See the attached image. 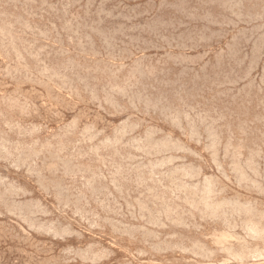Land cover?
<instances>
[{"label": "rangeland", "instance_id": "1", "mask_svg": "<svg viewBox=\"0 0 264 264\" xmlns=\"http://www.w3.org/2000/svg\"><path fill=\"white\" fill-rule=\"evenodd\" d=\"M7 1L8 0H3V1L0 0V3H1L0 4L1 5V7H0V16H1L0 20H1V22H3V23L0 22L1 23V25H0V41H1L0 42V48L2 49V50L0 49V55H1L0 56V92H1L0 93V154H1L0 159H2V157L5 155V158L3 157V159L0 160V162H1L0 163V176H2V177H0V192H2V193H0V197H1L0 198V264H24V263L25 264H56V262H57V264L58 263L59 264H98V263L99 264H112V263L113 264H125V263L126 264H142V263L143 264H158V262H159V264H186V262H187V264H195V263L196 264L197 263L198 264H219L220 262H221L220 264H222V262H224L223 264H226L225 262H227V264H228V262H230V261H232V262H230L229 264H245V263L246 264H264V238H263L264 237V219H263L264 218V177H263L264 176V172H263L264 171V129H263L264 128V116H263L264 115V113H263L264 112V108L263 109L261 108V106L264 107V94H263L264 93V21H263L264 20V18H263L264 17V0H260V1L259 0L258 1L257 0H245V1L244 0H242V1L241 0H229V2H228V0H225V1L218 0L219 2H217V0H148V1L147 0H138V1L137 0H105V1L104 0H99V1L98 0H95V1L94 0H80V1L79 0H76V1L72 0V3H71V0L70 1L69 0H53V1H51V0H43V1L40 0V1L44 2V3L41 2V4H40L39 0H12L13 2L11 0L8 1V2ZM23 1H24L25 4L23 3ZM58 1H59L60 4H58ZM109 1H111V2H109ZM113 1L115 3H113ZM14 2H15V4H14ZM98 2H100V3H98ZM103 2L105 4V6H104ZM143 2H147L148 5L146 3L144 4ZM80 3H82V4H80ZM86 3H88L89 5L86 4ZM156 3L157 4L159 3L158 4L159 6ZM177 3L179 4V6H178ZM30 4H32V6ZM77 4L78 5L80 4L79 7H78ZM100 4H102V5L100 6ZM6 5H7V7H6ZM9 5L12 8L8 9L10 7ZM58 5L60 7H58ZM106 5H108V7ZM120 5H122V6L120 7ZM124 5L126 6L127 10L125 9ZM96 6H97V8H96ZM147 6H148V8H147ZM25 7H28V8H25ZM31 7L33 9L34 8H36V9L33 10ZM99 7H100L102 12L100 11ZM131 7H133V8H131ZM14 8L15 9L17 8V9L15 10ZM50 8H51V10H50ZM89 8H91V9H89ZM95 8H96V11H95ZM119 8H121V9H119ZM149 8H151V9H149ZM184 8L186 9V11L184 10ZM23 9H24V12H23ZM43 9H45V10H43ZM86 9H87V11H90V12H87ZM120 10H121V12H120ZM81 11H83V12H81ZM7 12H8L9 15L7 14ZM56 12H58V13H56ZM63 12H66V14L63 13ZM109 12H110V14H109ZM144 12H147V13H144ZM211 12H212V14H211ZM44 13H45V15H44ZM61 13H62V16H60ZM84 14H85L86 17L84 16ZM114 14H116V15H114ZM259 14H260V16H259ZM42 15L45 18L42 17ZM78 15L80 17H78ZM101 15H103V17ZM148 15H150V16H148ZM163 15H166V16H163ZM118 16L120 18H122V19H120ZM124 16H125V18H124ZM155 16L156 17L158 16V18H156ZM249 16L252 17V18H249ZM20 17H21V19H19ZM51 17H54V18H51ZM76 17H77V19H76ZM97 17H99V18H97ZM115 17H117V18H115ZM6 18H7V21H6ZM17 18L19 20H17ZM82 18H83V20H82ZM123 18L125 19L124 21H123ZM134 18H135V20H133ZM9 19H10V21H9ZM148 19L150 20V22H149ZM59 20L62 23H60ZM99 20L100 21L102 20V21L100 22ZM120 20L123 21L124 23L122 24V22ZM217 20H219V21H217ZM5 21H6V25L4 24ZM76 21L80 25H82V24L83 25L80 26ZM91 21H93V23ZM136 21H137V23H136ZM255 21H257V22H255ZM8 22H10V23L12 22V24H10ZM14 22H15L16 26H13ZM25 22L28 23V24H26ZM115 22L118 23V24H116ZM120 22H121V24L119 25ZM100 23H101V25H100ZM148 23L150 25H148ZM155 23H156V25H155ZM174 23H175V25H174ZM182 23H183V25H182ZM7 24H9V25H7ZM29 24H31L30 27H29ZM50 24H52V26ZM164 24H165V26H164ZM19 25H21V26H19ZM46 25L49 28L47 27V29H46ZM64 25H66V26H64ZM69 25L71 27H69ZM87 25H89V27ZM90 25H92L91 29H89ZM115 25H118L119 27L115 26ZM195 25H196V27H195ZM4 26H6L7 28L6 27L5 28H1V27H4ZM8 26H9V29H8ZM76 26H77V28H76ZM103 26H105V27H103ZM120 26H122V28ZM123 27H125V28H123ZM141 27H142V29H141ZM60 28H65V29H60ZM160 28H161V30H160ZM2 29L3 30L6 29V32L4 31V33H3ZM145 29H146V31H145ZM7 30H8V32H7ZM14 30L16 32L18 31L19 34H18V32L16 33ZM29 30H30V32H29ZM32 30H33V32H32ZM141 30L146 35H144V33ZM75 31H77V33ZM87 31H89V32H87ZM102 31L104 33H101ZM119 31H120V33H119ZM13 32H15L16 34L13 33ZM31 32L33 33V35H32ZM56 32L58 34H56ZM68 32H69V34H68ZM111 32H113V33H111ZM151 32H152V34H151ZM7 33L9 34L8 37H7ZM23 33L26 34V35L23 36ZM47 33L49 35H47ZM89 33L91 35H89ZM149 33H150L151 36L149 35ZM66 34H67V36L68 35L69 36L67 37ZM156 34H157V36H156ZM2 35H4L6 38L3 37ZM31 35L33 36V38H32ZM62 35H64V36L62 37ZM71 35H73V36H71ZM77 35H78V37H77ZM114 35L115 36L116 35L119 36V38L117 36L115 37ZM137 35H139V36H137ZM37 36L39 38H37ZM55 36H57V37H55ZM74 36H76V37H74ZM101 36H103V37H101ZM27 37H28V39H27ZM49 37L52 38V39H50ZM121 37L123 38V40H122ZM2 38L3 39L5 38L4 41H3ZM13 38H15L16 40L13 39ZM62 38H64V39H62ZM86 38H88V39H86ZM102 38H104V39H102ZM116 38H117V40H116ZM136 38H137V40H136ZM160 38H162L164 40H162ZM48 39H49V41H48ZM142 39L145 40V42ZM158 39H160V40H158ZM12 40H14V41L12 42ZM38 40H39V42H38ZM77 40H78V42H77ZM114 40L117 42V44H116V42ZM2 41L5 42V43H3ZM21 41H23V42H21ZM71 41H73V42H71ZM152 41L155 44H153ZM201 41H202V43H201ZM11 42H12V44H11ZM31 42H33V43H31ZM14 43H15V45H14ZM67 43H71V44H67ZM133 43H134V45H133ZM156 43L158 44V46H157ZM27 44L30 46V49H28L29 46ZM92 44H94L95 47ZM144 44H146V45H144ZM177 44H178V46H177ZM65 45H66V47H65ZM80 45H81V47H80ZM115 45H116V47H115ZM139 45L141 46L140 49H139V47H140ZM20 46H21V48H20ZM181 46H183V47H181ZM184 46H186V47H184ZM16 47H17L18 50L16 49ZM36 47L37 48L39 47V48L37 49ZM132 47H135V48H132ZM224 47L226 49H224ZM13 48H15V49H13ZM44 48L45 49L47 48L48 50L46 49L47 51H45ZM85 48H87V49H85ZM103 48H105V49H103ZM151 48L152 49L154 48V50H151ZM3 49L5 50V52H4ZM92 49L95 52L94 51L91 52ZM96 49H97V51H96ZM109 49L114 55L112 53H110ZM40 50H42L43 52L40 51ZM71 50L72 51L75 50L76 52L72 53ZM6 51H7V53H6ZM25 51H29V52H25ZM32 51H34V52H32ZM58 51H60L59 52L60 55H59ZM79 51L80 52H85V53L87 51V53H89V55L87 53L86 54L85 53L82 54ZM98 51L100 53L102 52L101 53L102 55L100 54V56H99V52ZM62 52H64L65 54L67 53V54L64 55V53L62 54ZM18 53H22V54H18ZM92 53H94V54H92ZM97 53H98V56H96ZM115 53H117V54H115ZM202 53H203V55H202ZM16 54H18L17 55L18 57L15 56ZM41 54H43V55L40 56ZM110 54H112V55H110ZM119 54L121 55V57L119 56ZM181 54H182V56H181ZM7 55H8L9 58L7 57ZM9 55H11V56H9ZM32 55L33 56L36 55V56L33 57ZM48 55H50V56L47 57ZM91 55L93 57H91ZM107 56H109V57H107ZM122 56H123V58H122ZM30 57H31V59H30ZM54 57H56V58H54ZM118 57H119V59H118ZM151 57H152V59L154 58L153 61H152ZM163 57H165L166 59L163 58ZM172 57H174V58H172ZM17 58H19V59L22 58L21 59L22 61L18 60ZM96 58L99 59V60H97ZM16 59L18 61H20V62H18ZM26 59L28 61L27 64H26V61H25ZM32 59H34V60L32 61ZM36 59H38L37 62H35ZM55 59H57V60H55ZM121 59H122V62H121ZM159 59H162V60H159ZM23 60L25 62H23ZM108 60H110V61H108ZM4 61H5L6 64L4 63ZM113 61H115V62H113ZM54 62H56V63H54ZM58 62H59V64H57ZM94 62H96V63H94ZM7 64L9 65V67H8ZM132 64H134L135 66L132 65ZM164 64H165V66H163ZM214 64L217 66V68H216V66ZM224 64H225L226 67L224 66ZM12 65H13V67H12ZM41 65H43V66H41ZM97 65H101L102 67L103 66L104 67L102 68L101 66H97ZM172 65H173V67H172ZM26 66L28 67L27 68L28 70L26 68H24ZM44 66H46V68ZM56 66H58L59 68L56 67ZM78 66H80V67H78ZM63 67H65V68H63ZM81 67H82L84 72L86 71L85 72L86 74L85 73H81V72H83ZM83 67H86V68H83ZM91 67H93V68L95 67L94 71H93V69H91ZM125 67H128V68H125ZM167 67H169V68H167ZM62 68L65 69V70L63 71ZM183 68H186V69H183ZM258 68H260V69H258ZM51 69L53 70L52 71L53 73L52 72L49 73L51 71ZM96 69H97V71H96ZM190 69H192V70H190ZM7 70L9 72L6 73ZM44 70L45 71L48 70V71L45 72ZM153 70H154V72H153ZM11 71H13V72H11ZM70 71H73V72L71 73ZM79 71H81L80 72L81 74L78 73ZM98 71H101V72L98 73ZM102 71H103V73H102ZM106 71H108V72H106ZM158 71H159V73H158ZM170 71H171V73H170ZM180 71H181V73H180ZM96 72H97V74H96ZM46 73H47V75H46ZM105 73H106L107 76L105 75ZM60 74H62V75H60ZM124 74H125V77H124ZM240 74H241V76H240ZM5 75H8V76H5ZM51 75L52 76H56V77H52ZM59 75L62 76V77L60 78ZM66 75H68L69 77L66 76ZM85 75L87 76V78H85L86 77ZM160 75H162V76H160ZM23 76H25V77H23ZM27 77H28V79H27ZM89 77L92 78L91 79L92 81L90 80ZM121 77H123V78H121ZM63 78H65V79H63ZM161 78L164 79V80H162ZM206 78H208V79H206ZM257 78H258V80H257ZM61 79H62V81H61ZM222 80H225V82L222 81ZM121 81H122V83H121ZM240 81H242V82H240ZM61 82H63L64 84L66 83V85H63ZM98 82H101V83H98ZM117 82H119V83H117ZM173 82H174V85H173ZM217 82H220V83H217ZM73 83L75 85H73ZM151 83H152V85H151ZM153 83L155 84L156 88H158V89L155 88ZM177 83H178V85H177ZM205 83L206 84L208 83V84L206 85ZM161 84H163V85H161ZM236 84H238V85H236ZM243 84H245V85H243ZM89 85H91V86H89ZM157 85H159V87ZM220 86H221V88H220ZM238 86H239V88H237ZM90 87H91V89H90ZM167 87H168V89H167ZM208 87H209L210 90L208 89ZM179 88H181V90ZM51 89H52V91H51ZM85 89H86V91H85ZM202 89H203V91H202ZM214 89H215V93L216 94L214 93ZM246 89H247V91H246ZM55 90L56 91L58 90L59 92H56ZM65 90H67V91H65ZM93 92L95 94H93ZM167 92H169V94ZM178 92H180V93H178ZM222 92H224V93H222ZM226 92H227V94H226ZM10 93H12V94H10ZM257 93H259L260 97L257 95ZM6 94H8V95H6ZM230 94H231V96H229ZM212 95H214V96H212ZM241 95H243V96H241ZM1 96L2 97L4 96V97L2 98ZM180 96H181V98H180ZM209 96H211V97H209ZM191 97H193V98H191ZM244 97H246V98H244ZM254 97H255V99H253ZM258 97H259V99H258ZM55 98H58V99H55ZM157 98H158V101H157ZM229 98H230V100H229ZM197 99L198 100L200 99V101H198ZM227 99H228V101H227ZM252 99L256 100V101H253ZM7 100H9V101H7ZM11 100H12V102H11ZM192 100H194V102ZM245 100H247V101H245ZM220 101H221V103H220ZM229 101H230V103H229ZM26 102H27L29 108H28ZM197 102H198V104H197ZM210 102H212L213 104L210 103ZM223 102H224V104H222ZM32 103H33V105H32ZM92 103H94L95 105L92 104ZM255 103H258V104L256 105ZM180 104H182V105H180ZM192 104H193V106H192ZM246 104H248V105H246ZM251 104H252V107H251ZM254 104L256 106H254ZM23 105H24V108H23ZM232 105H234V106H232ZM97 106H98V108H97ZM143 106H144V108H143ZM201 106H202L203 110H202ZM206 106H208V108H210V109H208ZM240 106H241V108H240ZM148 107H150V108H148ZM171 107H173V108H171ZM237 107L239 109H237ZM250 107L253 108V109L256 107V109H254L256 111H254ZM102 108L105 109V110L103 111ZM128 108L130 109V111H129ZM234 108H236L235 109L236 111H234ZM26 109H27V111H26ZM86 109H88V110H86ZM98 109H100L101 111L98 110ZM171 109H172V111H171ZM222 109H224V110H222ZM250 109H251V112L249 113ZM260 109H262V110H260ZM88 111H91V113L90 112L88 113ZM227 111L228 112L230 111V112L228 113ZM252 112H254V113H252ZM260 113H263V115L260 114ZM239 115H240V117H239ZM89 116H91V117H89ZM133 116H134V118H133ZM94 117H96V118H94ZM142 117H143V119H142ZM213 117H215V119ZM235 117H236L237 120L235 119ZM259 118H260V120H259ZM39 119H41V120H39ZM170 119H173V120H170ZM249 119H251L253 121H251ZM144 120L147 121V122H145ZM152 120H154V121H152ZM182 120L183 121L185 120V121L183 122ZM187 120H189V121H187ZM228 120H229V122H228ZM248 121H251V122H248ZM68 122H71V123H68ZM232 123H234V124H232ZM84 124H87V125H84ZM94 124H96V125H94ZM10 125H11V127H10ZM256 125H257V127H256ZM12 126H14V128ZM29 127L32 129V131H31V129ZM96 127L98 128L97 130H96ZM115 127H117V128H115ZM231 127L232 128L234 127L235 129L234 128L232 129ZM11 128H13V129H11ZM147 128H148V130H146ZM151 128H152V130H151ZM253 128H254V130H252ZM260 128H262V129H260ZM19 129H20V131H19ZM103 129H104V131H103ZM175 129H176V132L173 131ZM220 129H221V131H220ZM86 130H87V132H86ZM97 131H99V132H97ZM186 131H188V132H186ZM34 132H36V133H34ZM129 132H130V134H129ZM27 133H29V135H27ZM133 133H135V134H133ZM157 135H158V137H157ZM133 136H135V137H133ZM140 136H142V137H140ZM162 136H164V137L161 140ZM245 137H246V139H245ZM252 137H253V139H256V140L252 139V142H251L250 139ZM256 137H258V138H256ZM155 138L158 139V140H156ZM225 138H227V139H225ZM38 139H39L40 142L38 141ZM55 139H57V140H55ZM102 139H104V140H102ZM233 139H234L235 142L233 141ZM106 140H107V142H106ZM118 140H120V141H118ZM127 140H129V141H127ZM2 141H3V143H2ZM48 141H49V143H48ZM70 141H71V143H69ZM161 141L164 142V143H162ZM172 141L174 142V144H173ZM176 141L177 142L180 141L181 143L180 142L177 143ZM259 141H261V142H259ZM5 143H6V145H5ZM11 143H13V145ZM45 143H46V147H45ZM79 143H80V145H79ZM129 143H131L133 146L131 144H129ZM183 143H184V145H183ZM253 143H255V144H253ZM17 144H20V145L18 146ZM50 144H52L54 147H51L52 145H50ZM62 144H63V146H62ZM77 144H78L79 147L77 146ZM107 144H108V146L110 145V147H108ZM111 144H112V146H111ZM139 144H140V146H139ZM146 144H147V146H146ZM14 145H16L17 147L14 146ZM57 145H58V147H57ZM60 145L62 147H60ZM10 146H12V147H10ZM47 146L49 148H51L52 150L49 149ZM64 146L67 149L66 151H65V148H63ZM96 146H97V148H96ZM186 146H187V148H186ZM19 147H20V149H22V148L23 149L20 150ZM33 147L35 149H33ZM105 147L107 148V150H105ZM117 147H119V148L122 147V148L119 149ZM246 147H248V148H246ZM250 147H252V148H250ZM255 147H257V148H255ZM109 148H111V149L109 150ZM136 148H137V151H136ZM6 149H9V151L11 153L9 151L7 153ZM39 149H41V151ZM82 149L83 150L85 149V150L83 151ZM92 149H93V151H92ZM118 149H119V151H118ZM252 149H254V150H252ZM138 150H140V151H138ZM158 150H159V152H157ZM258 150H259L260 154L258 153ZM48 151L49 152L51 151V152L49 153ZM67 151H69V152H67ZM80 151H81V153H78ZM88 151H90V152H88ZM96 151H98V152H96ZM132 151H134V152H132ZM256 151H257L258 155L255 154ZM60 152H61V154H59ZM241 152H243V153H241ZM251 152H252V154H251ZM17 153H19V154H17ZM27 153H29L31 155H29ZM125 153H126V155H125ZM127 153H129V154L127 155ZM98 154H99V157H98ZM112 154H113V156H111ZM140 154L143 155V156H141ZM70 155H71L72 158L70 157ZM129 155H134V156H129ZM164 155H165V157H164ZM182 155H183L184 158L182 157ZM251 155H252V157H254L253 159H252V157H250ZM11 156H13V157H11ZM40 156H41V158H40ZM156 156L158 158H156ZM127 157H130V159H128ZM188 157L190 158V161H189ZM10 158H12V159H10ZM44 158L47 159V160H45ZM53 158H54V160H53ZM56 158H58L60 160H58ZM102 158H104V159H102ZM115 158H116V161H115ZM124 158H125V160H124ZM126 158H127V160H126ZM4 159H6L5 163H4ZM25 159H26V161H25ZM33 159H34L35 163H34ZM39 159H41V160H39ZM78 159H79V161H77ZM149 159H151V160H149ZM153 159H155L156 161L153 160ZM260 159H262L263 161L260 160ZM23 160H24V162H22ZM96 160H98V161L96 162ZM99 160L101 161V163L99 162ZM224 160H225V162H224ZM250 160H251V162H250ZM30 161H32V162H30ZM62 161H65L67 164L65 162H62ZM215 161H216V163H215ZM14 162H15V164H14ZM61 162H62V164H61ZM223 162H224L225 166H224ZM50 163L53 164V165H51ZM125 163H127V165ZM131 163H132V165H131ZM16 164H17V166H16ZM25 164H26V166H25ZM82 164H83V166H82ZM116 164H118V165H116ZM165 164L166 165L168 164V165L166 166ZM9 165L14 166V167L12 168ZM43 165H45V166H43ZM123 165H124V167H123ZM218 165H220V166H218ZM58 166L61 169H59ZM62 166H63V168H62ZM120 166H121V169H120ZM125 166H127V167H125ZM17 167H18V169H17ZM34 167L35 168L38 167V168L33 169ZM73 167L75 169L77 168L79 170H75ZM105 167H109V168H105ZM111 167H113V170L111 169ZM151 167L153 169H151ZM262 167H263V169H262ZM85 168H86V170H85ZM196 168H198V169H196ZM5 169H7V170H5ZM57 169L61 170V172H63V173H61L59 170H58L59 171L58 172ZM66 169L68 170V172H67ZM73 169H74V171H73ZM93 169L95 170L94 172H93ZM144 169H146V170H144ZM54 170H56V171H54ZM97 170H99V171H97ZM137 170H138V172H135ZM44 171H46V172H44ZM52 171L55 172V174ZM201 171H202V173H201ZM204 171H205V174H204ZM238 171H240V172H238ZM260 171H261V173H260ZM66 172L68 174H65ZM88 172H89V174H87ZM129 172H134L133 173L134 175L132 173H129ZM187 172H188V174H187ZM28 174H29V176H28ZM171 174H173V177H172ZM242 174H243V176H242ZM244 174H245V177H244ZM33 175H34V177H33ZM51 175H53V176L55 175L54 178L57 175L58 176L55 179H53V176H51ZM80 175H82V176H80ZM192 175H193V179H192ZM198 175H200V176H198ZM213 175L216 176V177H214ZM3 176L6 177V180H5V178ZM45 176H47V178ZM74 176H76L77 178L74 177ZM114 176H116V177L114 178ZM167 176H168V178H167ZM169 176H170V178H169ZM186 176H188V178ZM67 177H68V179H67ZM50 178H52L51 180L55 181L56 184H54V182L52 183ZM180 178H182V179H180ZM204 178H206L205 179L206 181H204ZM46 179H47V181L48 180L49 181L47 182ZM79 179H81L82 181L84 179H86V181L84 180L82 182ZM195 179H196V181H195ZM246 179H249V180H246ZM228 180L232 181V182L230 183ZM256 180L259 181V182H257ZM65 181H66V183H65ZM67 181H68V183H67ZM142 181H144L145 183L143 182L142 186L139 187L138 185H141ZM193 181L196 182V183H198V182L199 183L196 184ZM90 182H91V184H89ZM96 182H98V183H96ZM108 182H109V184H108ZM174 182H175V184H173ZM240 182H241V184H239ZM253 182H255V183H253ZM101 183H102V185H101ZM136 183H138V184H136ZM159 183H161V184H159ZM218 183H220V184H218ZM236 183H237L238 186L236 185ZM88 184H89V186H88ZM103 184H105V185H103ZM112 184H115V186L112 185ZM148 184H149V187H148ZM171 184H173V185H171ZM188 184L189 185L191 184V185L189 186ZM208 184H210L212 186L211 189H209L210 185L208 186ZM232 184H235V185H232ZM37 185H39V186H37ZM108 185H110V186L108 187ZM134 185H137L139 189L137 188V186H134ZM175 185L177 187H175ZM182 185H184V186H182ZM199 185H201V187ZM213 185H215L217 187V189ZM247 185H249L248 188H247ZM51 186L52 187L54 186V187L52 188ZM68 186H70V187H68ZM123 186H125L126 188L123 187ZM157 186H159V187H157ZM160 186H161V189H160ZM185 186H188V187H185ZM194 186H196V187H194ZM87 187L88 188L90 187L91 189H88ZM115 187H116L117 190L115 189ZM135 187L138 190L135 189ZM2 188H4V190H2ZM99 188H101V189H99ZM108 188L110 189V191L113 194L111 192H109ZM128 188L131 189V190H129ZM141 188H143V189H141ZM214 188H215V193H214V196H213V195H211V193L213 194ZM222 188H223L224 191L221 190ZM249 188H251V190ZM74 189H76V190H74ZM179 189H181V191ZM182 189H184V190H182ZM199 189H200L201 195H200L199 191H196V190H199ZM22 190H24L26 192H24ZM70 190H72V191H70ZM144 190H146L148 193L145 192ZM172 190H173V192H171ZM201 190H203L205 193L203 191H201ZM206 190H208V191H206ZM81 191L82 192L86 191L88 194L86 192L82 193ZM129 191H131V192L129 193ZM132 191L134 193H132ZM43 192H45V193H43ZM117 192H119V193H117ZM123 192L125 193V195H124ZM140 192H141V194H140ZM196 192L198 193V195H197ZM223 192H224V194H223ZM156 193H157V196L160 198V200H159L158 197H156ZM207 193H208V195H207ZM73 194H74V197H72ZM174 194H175V196H174ZM188 194H190V195H188ZM150 195H151V199L148 197ZM152 195H153V197H152ZM54 196L56 197V199H55ZM127 196L129 197V201H128ZM142 196H143V198H142L143 201L141 200ZM189 196H190V198H186V197H189ZM207 196H209V197H207ZM212 196H213L214 199L215 198L216 199L214 200L212 198ZM37 197H39V198H37ZM137 197H140V198H137ZM6 198H7V200H6ZM13 198H14V200H13ZM110 198H111V200H110ZM92 199H94V200H92ZM138 199H139V202H138ZM144 199L146 201H144ZM148 199H150V200H148ZM177 199L181 200V202L178 201ZM35 200H37V201H35ZM231 200H233V202H231ZM74 201H76V202H74ZM92 201H94V202L92 203ZM101 201H102V203H101ZM157 201H158V203L160 202L161 205L157 204ZM162 201H164V202H162ZM186 201H188V203ZM224 201H225V203H224ZM235 201H237L238 203L237 202L235 203ZM250 201H252V202H250ZM148 202H150L151 205ZM9 203H10V205H9ZM131 203L133 205H131ZM216 204L218 205V207H217ZM225 204H226L227 208H225L226 206L223 207ZM228 204H230L231 206L228 205ZM90 205L91 206L93 205V206L91 207ZM114 205H115V207H114ZM129 205H130V207H128ZM149 205H150V207H149ZM164 205H165L166 208L164 207ZM176 205H177V207H176ZM196 205L199 206V207H197ZM202 205H205V207L202 206ZM239 205H240V207H239ZM248 205L252 206V208L248 207ZM168 206H170V207H168ZM187 206L188 207L190 206V207L188 208ZM192 206L193 207L196 206V207L193 208ZM220 206H221V208H220ZM233 206H235L236 208L233 207ZM146 207H147V209H146ZM171 207H172V210H171ZM208 207H210V208H208ZM244 207L246 209H248V210L246 211V209ZM60 208H61V211H60ZM141 208H143V209L141 210ZM176 208H177V212L175 211ZM191 208H192V210H191ZM253 208H255V209H253ZM3 209H5V210H3ZM64 209H65V211H64ZM71 209H72V211H71ZM135 209H137V210H135ZM200 209H201V211H200ZM224 209H227V210H224ZM217 210H218L219 213L217 212ZM230 210H234V211H230ZM241 210H244V211H241ZM252 210H253V213H252ZM255 210L258 211V212H256ZM142 211L145 212V213H142ZM198 211H199V213H198ZM214 211H215V213H214ZM55 212H57V213H55ZM61 212H63V213H61ZM155 212H157V213L155 214ZM163 212H165V213H163ZM172 212L173 213L176 212L177 214H179V217L177 216L176 213L174 215ZM201 212H203L202 215L200 214ZM260 212L262 213L263 217H262ZM53 213H55V214L52 217ZM130 213H132V214H130ZM170 213H171V215H169ZM196 213L199 214V215H197ZM66 214L69 215V216H67ZM93 214H94V216H93ZM183 214H184V216H183ZM186 214L188 216H186ZM192 214H193V216H192ZM224 214H225V216H224ZM62 215H63V217H62ZM133 215L135 217H133ZM213 215H215V216H213ZM221 215H223V216H221ZM226 215H227V217H226ZM37 216H38V218H37ZM119 216H121L122 218L119 217ZM125 216H126V218H125ZM159 216H160V218H158ZM171 216H172V218H171ZM231 216H232V218H231ZM147 217H149V220L147 219ZM152 217H155V218H152ZM188 217H190V218H188ZM204 217H205V219H204ZM224 217L227 218V219L225 220ZM96 218H98L99 220L96 219ZM132 218H133V220H132ZM208 218H210V219H208ZM213 218H214V220H213ZM240 218H242V219L240 220ZM49 219H51V220H49ZM65 219H67V220H65ZM71 219L72 220L76 219V220L72 221ZM81 219H83V222L85 224L82 222ZM130 219H131V222H130ZM156 219H157V221H156ZM175 219H177V220H175ZM192 219H194V220H192ZM147 220H148L149 223L147 222ZM65 221H66V223H65ZM101 221H102V223H101ZM166 221H168V222H166ZM177 221H180V223L178 222L179 225H178V223L177 224L175 223ZM229 221H231V222H229ZM241 221H242V223H240ZM96 222H98V223H96ZM155 222H156V224H155ZM194 222H196V223H194ZM243 222H245V223H243ZM86 223H88V224H86ZM226 223H228V224H226ZM247 223H248V225H247ZM250 223L252 224V227H251ZM254 223L255 224L258 223L257 224V225H259L258 228H257V225H255ZM131 224H132V226H131ZM172 224L175 227L176 226L177 227L174 228V226ZM186 224H188V226L189 225L190 226L188 227ZM72 225H73V228L71 227ZM86 225H88V227ZM102 225L104 227H101ZM121 225L124 228L121 227ZM193 225L195 226V228H194ZM198 225H200V226H198ZM254 225H255V227H254ZM81 226H83V227H81ZM113 226H114V228H113ZM125 226H126V228H125ZM145 227H146V229H145ZM187 227L189 228V230H188ZM138 228H141V229H138ZM224 228H226V229H224ZM30 229H31V231H30ZM19 230H20L21 233L19 232ZM114 230H115V232H114ZM146 230H148V231L146 232ZM150 230H152V232ZM229 230H231V231H229ZM32 231H34V232H32ZM170 231H172V232H170ZM225 231H227V232H225ZM256 231H258L259 233L256 232ZM18 232H19V236L17 238L16 236L18 235ZM49 232H50V234H49ZM236 232H238V233H236ZM24 233H25V235H24ZM27 233H29L30 235L27 234ZM151 233H152V235H150ZM159 233H161V234H159ZM251 233H252V235H251ZM21 234H22V236H21ZM105 234H106V236H105ZM235 234H236V236H235ZM144 235L145 236L147 235V236L145 237ZM171 235H173V236H171ZM238 235H241V236H238ZM248 235H249V237H248ZM166 236H168V237H166ZM242 236H244V237H242ZM165 237H166V239H165ZM239 237H242V238H239ZM254 237H256V238L253 239ZM23 238H25L27 240H24ZM117 238H119V239H117ZM182 238H183V240H182ZM68 239H70V240H68ZM164 239L166 240V242H165ZM233 239H238V240H233ZM84 241H85V243H84ZM141 241L142 242L145 241V242L142 243ZM167 243L169 245H171V246H169ZM199 243L201 244V247L204 246V248L199 247L200 245H197ZM87 244H89V245H87ZM102 245H103V247H102ZM112 245H113V247H111ZM163 245H165V246L163 247ZM195 245H197V246H195ZM222 245H223V248H222ZM119 246H121L122 248L119 247ZM155 246H157V247H155ZM246 246H247V248H246ZM141 247H142V249H141ZM225 247H227V248H225ZM94 248H95V250H94ZM97 248L99 250L96 251ZM138 248H139V250H138ZM158 248H160L161 250L160 249L158 250ZM195 248H196V250H195ZM208 248H209L210 251L209 250L208 251L207 250L204 251L205 249H208ZM228 249H230V250H228ZM252 249H253L254 252H256L257 250L259 252L257 251L258 253L257 252L254 253L252 251ZM201 250H202V254H201ZM212 250H213V252H212ZM233 250H234L235 253L233 252ZM242 250H244V251H242ZM63 251H64V253H63ZM225 251H226V253H225ZM237 251H239V253H241V254H239ZM245 251H247V252H245ZM71 252H72V254H71ZM157 252H159V253H157ZM187 252L189 253V255H188ZM231 252H233V253H231ZM31 253H32V256H31ZM44 253H47V254L44 255ZM149 253H151V254H149ZM252 253H254L255 256ZM242 254L244 256H242ZM245 254H246V257H245ZM52 255H54V257ZM77 255H79V257ZM110 255H111V257H110ZM236 255H238V256L236 257ZM262 255H263V257H262ZM60 256H62V257H60ZM137 256H139L140 258L137 257ZM208 256L211 257V260H209L210 258H208ZM7 257H9L10 259L7 258ZM199 257H200V259H199ZM242 257H244L245 259L242 258ZM258 257H260V258H258ZM39 258H41V259H39ZM235 258H237V259L241 258V259L240 260L236 259L237 260L236 261ZM179 259H181V260H179ZM225 259H226V261H225ZM256 259H258V260H256ZM52 260H53V262H52ZM168 260H170V261H168ZM195 260H196V262H195ZM241 261H244V262H241Z\"/></svg>", "mask_w": 264, "mask_h": 264}, {"label": "bare ground", "instance_id": "2", "mask_svg": "<svg viewBox=\"0 0 264 264\" xmlns=\"http://www.w3.org/2000/svg\"><path fill=\"white\" fill-rule=\"evenodd\" d=\"M1 1H3V0H1ZM8 1H10V0H8ZM8 1H7V2H8ZM11 1H12V0H11ZM39 1H40V0H39ZM42 1H43V0H42ZM42 1H40V4H41ZM51 1H53V0H51ZM69 1H70V0H69ZM69 1H68V2H69ZM74 1H76V0H74ZM79 1H80V0H79ZM94 1H95V0H94ZM98 1H99V0H98ZM104 1H105V0H104ZM137 1H138V0H137ZM147 1H148V0H147ZM221 1H222V0H221ZM223 1H225V0H223ZM241 1H242V0H241ZM241 1H240V2H241ZM244 1H245V0H244ZM257 1H258V0H257ZM259 1H260V0H259ZM12 2H13V1H12ZM49 2H50V1H49ZM81 2H82V1H81ZM109 2H111V1H109ZM119 2H120V1H119ZM128 2H129V1H128ZM155 2H156V1H155ZM167 2H168V1H167ZM209 2H210V1H209ZM213 2H214V1H213ZM217 2H219V1L217 0ZM228 2H229V0H228ZM234 2H235V1H234ZM5 3H6V2H5ZM10 3H11V2H10ZM23 3H24V1H23ZM42 3H44V2H42ZM71 3H72V0H71ZM84 3H85V2H84ZM98 3H100V2H98ZM106 3H107V2H106ZM113 3H115V2L113 1ZM113 3H112V4H113ZM122 3H123V2H122ZM143 3H144V4H145V3L147 4V2H143ZM224 3H225V2H224ZM232 3H233V2H232ZM249 3H250V2H249ZM0 4H1V3H0ZM14 4H15V2H14ZM24 4H25V3H24ZM33 4H34V3H33ZM58 4H60L59 1H58ZM80 4H82V3H80ZM80 4H79V5H80ZM86 4H88V3H86ZM103 4H104V2H103ZM144 4H143V5H144ZM156 4H157V3H156ZM158 4H159V3H158ZM158 4H157V5H158ZM165 4H166V3H165ZM177 4H178V3H177ZM202 4H203V3H202ZM212 4H213V3H212ZM4 5H5V4H4ZM7 5H8V4H7ZM7 5H6V7H7ZM18 5H19V4H18ZM30 5L32 6V4H30ZM44 5H45V4H44ZM44 5H43V6H44ZM54 5H55V4H54ZM62 5H63V4H62ZM65 5H66V4H65ZM65 5H64V6H65ZM74 5H75V4H74ZM77 5H78V4H77ZM79 5H78V7H79ZM88 5H89V4H88ZM101 5H102V4H100V6H101ZM118 5H119V4H118ZM126 5H127V4H126ZM147 5H148V4H147ZM166 5H167V4H166ZM214 5H215V4H214ZM226 5H227V4H226ZM255 5H256V4H255ZM9 6H10V5H9ZM19 6H20V5H19ZM22 6H23V5H22ZM72 6H73V5H72ZM75 6H76V5H75ZM104 6H105V4H104ZM106 6L108 7V5H106ZM121 6H122V5H120V7H121ZM124 6H125V5H124ZM128 6H129V5H128ZM132 6H133V5H132ZM141 6H142V5H141ZM158 6H159V5H158ZM178 6H179V4H178ZM182 6H183V5H182ZM187 6H188V5H187ZM0 7H1V5H0ZM14 7H15V6H14ZM16 7H17V6H16ZM40 7H41V6H40ZM45 7H46V6H45ZM49 7H50V6H49ZM56 7H57V6H56ZM58 7H60V6L58 5ZM69 7H70V6H69ZM76 7H77V6H76ZM83 7H84V6H83ZM86 7H87V6H86ZM90 7H91V6H90ZM136 7H137V6H136ZM143 7H144V6H143ZM238 7H239V6H238ZM10 8H12V7L10 6L8 9H10ZM20 8H21V7H20ZM25 8H28V7H25ZM31 8H32V7H31ZM96 8H97V6H96ZM96 8H95V11H96ZM101 8H102V7H101ZM129 8H130V7H129ZM131 8H133V7H131ZM139 8H140V7H139ZM147 8H148V6H147ZM151 8H152V7H151ZM151 8H149V9H151ZM154 8H155V7H154ZM156 8H157V7H156ZM164 8H165V7H164ZM174 8H175V7H174ZM231 8H232V7H231ZM234 8H235V7H234ZM242 8H243V7H242ZM14 9H15V8H14ZM16 9H17V8H16ZM16 9H15V10H16ZM32 9H33V8H32ZM34 9H36V8H34ZM34 9H33V10H34ZM55 9H56V8H55ZM67 9H68V8H67ZM74 9H75V8H74ZM77 9H78V8H77ZM89 9H91V8H89ZM93 9H94V8H93ZM99 9H100V7H99ZM107 9H108V8H107ZM109 9H110V8H109ZM117 9H118V8H117ZM119 9H121V8H119ZM125 9L127 10L126 6H125ZM136 9H137V8H136ZM136 9H135V10H136ZM159 9H160V8H159ZM159 9H158V10H159ZM169 9H170V8H169ZM169 9H168V10H169ZM176 9H177V8H176ZM187 9H188V8H187ZM190 9H191V8H190ZM223 9H224V8H223ZM226 9H227V8H226ZM232 9H233V8H232ZM1 10H2V9H1ZM26 10H27V9H26ZM40 10H41V9H40ZM43 10H45V9H43ZM50 10H51V8H50ZM60 10H61V9H60ZM60 10H59V11H60ZM80 10H81V9H80ZM133 10H134V9H133ZM133 10H132V11H133ZM184 10L186 11L185 8H184ZM198 10H199V9H198ZM198 10H197V11H198ZM211 10H212V9H211ZM239 10H240V9H239ZM251 10H252V9H251ZM41 11H42V10H41ZM48 11H49V10H48ZM56 11H57V10H56ZM62 11H63V10H62ZM73 11H74V10H73ZM84 11H85V10H84ZM86 11H87V9H86ZM100 11H101V9H100ZM113 11H114V10H113ZM113 11H112V12H113ZM123 11H124V10H123ZM145 11H146V10H145ZM151 11H152V10H151ZM160 11H161V10H160ZM163 11H164V10H163ZM165 11H166V10H165ZM176 11H177V10H176ZM195 11H196V10H195ZM203 11H204V10H203ZM23 12H24V9H23ZM26 12H27V11H26ZM50 12H51V11H50ZM54 12H55V11H54ZM70 12H71V11H70ZM77 12H78V11H77ZM81 12H83V11H81ZM87 12H90V11H87ZM101 12H102V11H101ZM120 12H121V10H120ZM139 12H140V11H139ZM147 12H148V11H147ZM147 12H144V13H147ZM226 12H227V11H226ZM233 12H234V11H233ZM4 13H5V12H4ZM27 13H28V12H27ZM40 13H41V12H40ZM46 13H47V12H46ZM56 13H58V12H56ZM63 13L66 14V12H63ZM91 13H92V12H91ZM116 13H117V12H116ZM122 13H123V12H122ZM124 13H125V12H124ZM131 13H132V12H131ZM144 13H143V14H144ZM151 13H152V12H151ZM151 13H150V14H151ZM161 13H162V12H161ZM174 13H175V12H174ZM196 13H197V12H196ZM245 13H246V12H245ZM1 14H2V13H1ZM7 14H8V12H7ZM18 14H19V13H18ZM33 14H34V13H33ZM33 14H32V15H33ZM35 14H36V13H35ZM42 14H43V13H42ZM52 14H53V13H52ZM77 14H78V13H77ZM95 14H96V13H95ZM107 14H108V13H107ZM109 14H110V12H109ZM125 14H126V13H125ZM134 14H135V13H134ZM138 14H139V13H138ZM141 14H142V13H141ZM153 14H154V13H153ZM155 14H156V13H155ZM211 14H212V12H211ZM227 14H228V13H227ZM242 14H243V13H242ZM8 15H9V14H8ZM23 15H24V14H23ZM44 15H45V13H44ZM79 15H80V14H79ZM79 15H78V17H80ZM82 15H83V14H82ZM93 15H94V14H93ZM99 15H100V14H99ZM103 15H104V14H103ZM103 15H101V16L103 17ZM105 15H106V14H105ZM111 15H112V14H111ZM114 15H116V14H114ZM145 15H146V14H145ZM161 15H162V14H161ZM170 15H171V14H170ZM178 15H179V14H178ZM192 15H193V14H192ZM239 15H240V14H239ZM2 16H3V15H2ZM27 16H28V15H27ZM35 16H36V15H35ZM51 16H52V15H51ZM60 16H62V13H61ZM69 16H70V15H69ZM69 16H68V17H69ZM84 16H85V14H84ZM112 16H113V15H112ZM120 16H121V15H120ZM128 16H129V15H128ZM130 16H131V15H130ZM135 16H136V15H135ZM148 16H150V15H148ZM148 16H147V17H148ZM158 16H159V15H158ZM158 16H157V17L155 16V17L158 18ZM163 16H166V15H163ZM176 16H177V15H176ZM194 16H195V15H194ZM200 16H201V15H200ZM214 16H215V15H214ZM222 16H223V15H222ZM259 16H260V14H259ZM11 17H12V16H11ZM18 17H19V16H18ZM32 17H33V16H32ZM42 17H44V16L42 15ZM49 17H50V16H49ZM57 17H58V16H57ZM57 17H56V18H57ZM73 17H74V16H73ZM85 17H86V16H85ZM92 17H93V16H92ZM95 17H96V16H95ZM95 17H94V18H95ZM106 17H107V16H106ZM113 17H114V16H113ZM118 17H119V16H118ZM141 17H142V16H141ZM243 17H244V16H243ZM243 17H242V18H243ZM0 18H1V16H0ZM2 18H3V17H2ZM4 18H5V17H4ZM8 18H9V17H8ZM44 18H45V17H44ZM51 18H54V17H51ZM94 18H93V19H94ZM97 18H99V17H97ZM115 18H117V17H115ZM119 18H120V17H119ZM124 18H125V16H124ZM124 18H123V21L125 20ZM131 18H132V17H131ZM137 18H138V17H137ZM137 18H136V19H137ZM156 18H155V19H156ZM160 18H161V17H160ZM238 18H239V17H238ZM249 18H252V17L249 16ZM263 18H264V17H263ZM11 19H12V18H11ZM15 19H16V18H15ZM19 19H21V17H20ZM19 19L17 18V20H19ZM62 19H63V18H62ZM67 19H68V18H67ZM71 19H72V18H71ZM76 19H77V17H76ZM86 19H87V18H86ZM88 19H89V18H88ZM104 19H105V18H104ZM120 19H122V18H120ZM150 19H151V18H150ZM153 19H154V18H153ZM153 19H152V20H153ZM177 19H178V18H177ZM224 19H225V18H224ZM33 20H34V19H33ZM54 20H55V19H54ZM56 20H57V19H56ZM72 20H73V19H72ZM82 20H83V18H82ZM95 20H96V19H95ZM133 20H135V18H134ZM148 20H149V19H148ZM158 20H159V19H158ZM158 20H157V21H158ZM182 20H183V19H182ZM184 20H185V19H184ZM187 20H188V19H187ZM258 20H259V19H258ZM2 21H3V20H2ZM6 21H7V18H6ZM6 21L4 22L5 25H6ZM9 21H10V19H9ZM13 21H14V20H13ZM13 21H12V22H13ZM40 21H41V20H40ZM44 21H45V20H44ZM70 21H71V20H70ZM78 21H79V20H78ZM93 21H94V20H93ZM93 21H91V22L93 23ZM99 21H100V20H99ZM101 21H102V20H101ZM101 21H100V22H101ZM106 21H107V20H106ZM120 21H121V20H120ZM123 21H121L122 24L124 23ZM142 21H143V20H142ZM145 21H146V20H145ZM163 21H164V20H163ZM172 21H173V20H172ZM179 21H180V20H179ZM201 21H202V20H201ZM207 21H208V20H207ZM217 21H219V20H217ZM260 21H261V20H260ZM263 21H264V20H263ZM0 22H1V20H0ZM12 22H11V23L8 22V23L12 24ZM19 22H20V21H19ZM22 22H23V21H22ZM47 22H48V21H47ZM59 22H60V20H59ZM65 22H66V21H65ZM72 22H73V21H72ZM76 22H77V21H76ZM79 22H80V21H79ZM94 22H95V21H94ZM111 22H112V21H111ZM113 22H114V21H113ZM118 22H119V21H118ZM121 22L119 23V25L121 24ZM125 22H126V21H125ZM149 22H150V20H149ZM152 22H153V21H152ZM167 22H168V21H167ZM175 22H176V21H175ZM220 22H221V21H220ZM255 22H257V21H255ZM1 23H3V22H1ZM1 23H0V25H1ZM20 23H21V22H20ZM25 23H26V22H25ZM60 23H62V22H60ZM77 23H78V22H77ZM84 23H85V22H84ZM89 23H90V22H89ZM107 23H108V22H107ZM107 23H106V24H107ZM115 23H116V22H115ZM136 23H137V21H136ZM159 23H160V22H159ZM195 23H196V22H195ZM199 23H200V22H199ZM241 23H242V22H241ZM16 24H17V23H16ZM26 24H28V23H26ZM40 24H41V23H40ZM40 24H39V25H40ZM63 24H64V23H63ZM78 24H79V23H78ZM98 24H99V23H98ZM102 24H103V23H102ZM106 24H105V25H106ZM116 24H118V23H116ZM146 24H147V23H146ZM153 24H154V23H153ZM162 24H163V23H162ZM188 24H189V23H188ZM234 24H235V23H234ZM234 24H233V25H234ZM259 24H260V23H259ZM7 25H9V24H7ZM30 25H31V24H29V27H30ZM39 25H38V26H39ZM50 25L52 26V24H50ZM54 25H55V24H54ZM79 25H80V24H79ZM82 25H83V24H82ZM82 25H80V26H82ZM100 25H101V23H100ZM125 25H126V24H125ZM148 25H150V24L148 23ZM155 25H156V23H155ZM159 25H160V24H159ZM168 25H169V24H168ZM171 25H172V24H171ZM174 25H175V23H174ZM182 25H183V23H182ZM203 25H204V24H203ZM13 26H16V25H15V22H14V25H13ZM17 26H18V25H17ZM19 26H21V25H19ZM42 26H43V25H42ZM59 26H60V25H59ZM64 26H66V25H64ZM67 26H68V25H67ZM87 26L89 27V25H87ZM94 26H95V25H94ZM111 26H112V25H111ZM115 26H118V25H115ZM138 26H139V25H138ZM160 26H161V25H160ZM164 26H165V24H164ZM169 26H170V25H169ZM191 26H192V25H191ZM222 26H223V25H222ZM5 27H6V26L1 27V28H5ZM32 27H33V26H32ZM47 27H48V26L46 25V29H47ZM56 27H57V26H56ZM69 27H71V26L69 25ZM84 27H85V26H84ZM99 27H100V26H99ZM103 27H105V26H103ZM118 27H119V26H118ZM120 27L122 28V26H120ZM143 27H144V26H143ZM157 27H158V26H157ZM172 27H173V26H172ZM179 27H180V26H179ZM195 27H196V25H195ZM228 27H229V26H228ZM238 27H239V26H238ZM242 27H243V26H242ZM256 27H257V26H256ZM6 28H7V27H6ZM11 28H12V27H11ZM27 28H28V27H27ZM27 28H26V29H27ZM48 28H49V27H48ZM52 28H53V27H52ZM58 28H59V27H58ZM76 28H77V26H76ZM80 28H81V27H80ZM91 28H92V25H90V28H89V29H91ZM96 28H97V27H96ZM100 28H101V27H100ZM111 28H112V27H111ZM123 28H125V27H123ZM162 28H163V27H162ZM204 28H205V27H204ZM232 28H233V27H232ZM8 29H9V26H8ZM24 29H25V28H24ZM31 29H32V28H31ZM38 29H39V28H38ZM60 29H65V28H60ZM78 29H79V28H78ZM141 29H142V27H141ZM174 29H175V28H174ZM182 29H183V28H182ZM211 29H212V28H211ZM227 29H228V28H227ZM2 30H3V29H2ZM12 30H13V29H12ZM18 30H19V29H18ZM36 30H37V29H36ZM54 30H55V29H54ZM72 30H73V29H72ZM95 30H96V29H95ZM102 30H103V29H102ZM126 30H127V29H126ZM132 30H133V29H132ZM139 30H140V29H139ZM160 30H161V28H160ZM172 30H173V29H172ZM230 30H231V29H230ZM246 30H247V29H246ZM4 31L6 32V29L3 30V33H4ZM14 31H15V30H14ZM37 31H38V30H37ZM58 31H59V30H58ZM68 31H69V30H68ZM83 31H84V30H83ZM89 31H90V30H89ZM89 31H87V32H89ZM92 31H93V30H92ZM92 31H91V32H92ZM111 31H112V30H111ZM123 31H124V30H123ZM136 31H137V30H136ZM141 31H142V30H141ZM145 31H146V29H145ZM156 31H157V30H156ZM166 31H167V30H166ZM217 31H218V30H217ZM240 31H241V30H240ZM7 32H8V30H7ZM10 32H11V31H10ZM15 32H16V31H15ZM15 32H13V33H15ZM17 32H18V31H17ZM17 32H16V33H17ZM29 32H30V30H29ZM32 32H33V30H32ZM32 32H31V33H32ZM35 32H36V31H35ZM49 32H50V31H49ZM60 32H61V31H60ZM71 32H72V31H71ZM75 32L77 33V31H75ZM95 32H96V31H95ZM142 32H143V31H142ZM149 32H150V31H149ZM190 32H191V31H190ZM204 32H205V31H204ZM218 32H219V31H218ZM16 33H15V34H16ZM41 33H42V32H41ZM80 33H81V32H80ZM101 33H104V32L102 31ZM108 33H109V32H108ZM111 33H113V32H111ZM119 33H120V31H119ZM127 33H128V32H127ZM129 33H130V32H129ZM138 33H139V32H138ZM143 33H144V32H143ZM155 33H156V32H155ZM18 34H19V32H18ZM29 34H30V33H29ZM54 34H55V33H54ZM54 34H53V35H54ZM56 34H58V33L56 32ZM60 34H61V33H60ZM68 34H69V32H68ZM71 34H72V33H71ZM95 34H96V33H95ZM99 34H100V33H99ZM106 34H107V33H106ZM109 34H110V33H109ZM132 34H133V33H132ZM151 34H152V32H151ZM177 34H178V33H177ZM205 34H206V33H205ZM251 34H252V33H251ZM262 34H263V33H262ZM8 35H9V34L7 33V37H8ZM12 35H13V34H12ZM24 35H26V34L23 33V36H24ZM32 35H33V33H32ZM32 35H31V36H32ZM34 35H35V34H34ZM37 35H38V34H37ZM47 35H49V34L47 33ZM89 35H91V34L89 33ZM103 35H104V34H103ZM118 35H119V34H118ZM134 35H135V34H134ZM144 35H146V34L144 33ZM149 35H150V33H149ZM180 35H181V34H180ZM183 35H184V34H183ZM191 35H192V34H191ZM245 35H246V34H245ZM2 36L5 37L4 35H2ZM38 36H39V35H38ZM38 36H37V38H39ZM40 36H41V35H40ZM63 36H64V35H62V37H63ZM66 36H67V34H66ZM68 36H69V35H68ZM68 36H67V37H68ZM71 36H73V35H71ZM97 36H98V35H97ZM114 36H115V35H114ZM116 36H117V35H116ZM116 36H115V37H116ZM129 36H130V35H129ZM137 36H139V35H137ZM150 36H151V35H150ZM156 36H157V34H156ZM164 36H165V35H164ZM175 36H176V35H175ZM189 36H190V35H189ZM197 36H198V35H197ZM12 37H13V36H12ZM12 37H11V38H12ZM41 37H42V36H41ZM44 37H45V36H44ZM55 37H57V36H55ZM74 37H76V36H74ZM77 37H78V35H77ZM91 37H92V36H91ZM95 37H96V36H95ZM98 37H99V36H98ZM98 37H97V38H98ZM101 37H103V36H101ZM115 37H114V38H115ZM117 37L119 38V36H117ZM141 37H142V36H141ZM161 37H162V36H161ZM166 37H167V36H166ZM172 37H173V36H172ZM236 37H237V36H236ZM254 37H255V36H254ZM5 38H6V37H5ZM5 38H4V39H5ZM15 38H16V37H15ZM15 38H13V39H15ZM32 38H33V36H32ZM49 38H50V37H49ZM59 38H60V37H59ZM71 38H72V37H71ZM99 38H100V37H99ZM121 38H122V37H121ZM126 38H127V37H126ZM134 38H135V37H134ZM134 38H133V39H134ZM139 38H140V37H139ZM173 38H174V37H173ZM2 39H3V38H2ZM4 39H3V41H4ZM27 39H28V37H27ZM41 39H42V38H41ZM41 39H40V40H41ZM45 39H46V38H45ZM50 39H52V38H50ZM62 39H64V38H62ZM82 39H83V38H82ZM86 39H88V38H86ZM89 39H90V38H89ZM102 39H104V38H102ZM131 39H132V38H131ZM160 39H162V38H160ZM160 39H158V40H160ZM182 39H183V38H182ZM187 39H188V38H187ZM194 39H195V38H194ZM206 39H207V38H206ZM233 39H234V38H233ZM10 40H11V39H10ZM15 40H16V39H15ZM20 40H21V39H20ZM22 40H23V39H22ZM25 40H26V39H25ZM79 40H80V39H79ZM100 40H101V39H100ZM110 40H111V39H110ZM116 40H117V38H116ZM122 40H123V38H122ZM136 40H137V38H136ZM138 40H139V39H138ZM142 40H143V39H142ZM162 40H164V39H162ZM168 40H169V39H168ZM191 40H192V39H191ZM3 41H2V42H3ZM13 41H14V40H12V42H13ZM32 41H33V40H32ZM48 41H49V39H48ZM55 41H56V40H55ZM84 41H85V40H84ZM86 41H87V40H86ZM114 41H115V40H114ZM114 41H113V42H114ZM143 41L145 42V40H143ZM203 41H204V40H203ZM0 42H1V41H0ZM12 42H11V44H12ZM17 42H18V41H17ZM17 42H16V43H17ZM21 42H23V41H21ZM24 42H25V41H24ZM38 42H39V40H38ZM69 42H70V41H69ZM71 42H73V41H71ZM75 42H76V41H75ZM77 42H78V40H77ZM80 42H81V41H80ZM82 42H83V41H82ZM88 42H89V41H88ZM88 42H87V43H88ZM99 42H100V41H99ZM102 42H103V41H102ZM115 42H116V41H115ZM139 42H140V41H139ZM162 42H163V41H162ZM175 42H176V41H175ZM188 42H189V41H188ZM191 42H192V41H191ZM3 43H5V42H3ZM31 43H33V42H31ZM36 43H37V42H36ZM61 43H62V42H61ZM109 43H110V42H109ZM119 43H120V42H119ZM123 43H124V42H123ZM136 43H137V42H136ZM150 43H151V42H150ZM152 43H153V41H152ZM196 43H197V42H196ZM201 43H202V41H201ZM46 44H47V43H46ZM54 44H55V43H54ZM57 44H58V43H57ZM67 44H71V43H67ZM102 44H103V43H102ZM112 44H113V43H112ZM116 44H117V42H116ZM127 44H128V43H127ZM153 44H155V43H153ZM153 44H152V45H153ZM156 44H157V43H156ZM163 44H164V43H163ZM166 44H167V43H166ZM254 44H255V43H254ZM9 45H10V44H9ZM14 45H15V43H14ZM19 45H20V44H19ZM21 45H22V44H21ZM23 45H24V44H23ZM27 45H28V44H27ZM43 45H44V44H43ZM61 45H62V44H61ZM87 45H88V44H87ZM92 45L94 46V44H92ZM92 45H91V46H92ZM95 45H96V44H95ZM133 45H134V43H133ZM133 45H132V46H133ZM144 45H146V44H144ZM147 45H148V44H147ZM188 45H189V44H188ZM192 45H193V44H192ZM17 46H18V45H17ZM28 46H29V45H28ZM48 46H49V45H48ZM117 46H118V45H117ZM129 46H130V45H129ZM139 46H140V45H139ZM157 46H158V44H157ZM168 46H169V45H168ZM172 46H173V45H172ZM177 46H178V44H177ZM248 46H249V45H248ZM9 47H10V46H9ZM11 47H12V46H11ZM32 47H33V46H32ZM32 47H31V48H32ZM43 47H44V46H43ZM45 47H46V46H45ZM60 47H61V46H60ZM63 47H64V46H63ZM65 47H66V45H65ZM65 47H64V48H65ZM73 47H74V46H73ZM76 47H77V46H76ZM80 47H81V45H80ZM94 47H95V46H94ZM103 47H104V46H103ZM111 47H112V46H111ZM115 47H116V45H115ZM120 47H121V46H120ZM147 47H148V46H147ZM160 47H161V46H160ZM170 47H171V46H170ZM179 47H180V46H179ZM181 47H183V46H181ZM184 47H186V46H184ZM188 47H189V46H188ZM20 48H21V46H20ZM26 48H27V47H26ZM26 48H25V49H26ZM33 48H34V47H33ZM36 48H37V47H36ZM36 48H35V49H36ZM38 48H39V47H38ZM38 48H37V49H38ZM91 48H92V47H91ZM132 48H135V47H132ZM140 48H141V46L139 47V49H140ZM149 48H150V47H149ZM163 48H164V47H163ZM215 48H216V47H215ZM251 48H252V47H251ZM0 49H1V48H0ZM13 49H15V48H13ZM16 49H17V47H16ZM28 49H30V46H29ZM28 49H27V50H28ZM44 49H45V48H44ZM46 49H47V48H46ZM46 49H45V51L48 50V49H47V50H46ZM53 49H54V48H53ZM57 49H58V48H57ZM79 49H80V48H79ZM82 49H83V48H82ZM85 49H87V48H85ZM88 49H89V48H88ZM103 49H105V48H103ZM103 49H102V50H103ZM143 49H144V48H143ZM174 49H175V48H174ZM181 49H182V48H181ZM212 49H213V48H212ZM224 49H226V48L224 47ZM236 49H237V48H236ZM1 50H2V49H1ZM3 50H4V49H3ZM17 50H18V49H17ZM55 50H56V49H55ZM75 50H76V49H75ZM75 50H74V51L71 50L72 53H73V52H76ZM83 50H84V49H83ZM98 50H99V49H98ZM123 50H124V49H123ZM127 50H128V49H127ZM136 50H137V49H136ZM141 50H142V49H141ZM151 50H154V48H153V49L151 48ZM160 50H161V49H160ZM242 50H243V49H242ZM22 51H23V50H22ZM29 51H30V50H29ZM29 51H25V52H29ZM34 51H35V50H34ZM34 51H32V52H34ZM40 51H42V50H40ZM40 51H39V52H40ZM80 51H81V50H80ZM80 51H79V52H80ZM93 51H94V50L92 49L91 52H93ZM96 51H97V49H96ZM109 51H110V49H109ZM145 51H146V50H145ZM148 51H149V50H148ZM155 51H156V50H155ZM226 51H227V50H226ZM4 52H5V50H4ZM16 52H17V51H16ZM42 52H43V51H42ZM51 52H52V51H51ZM51 52H50V53H51ZM59 52H60V51H58V53H59ZM94 52H95V51H94ZM98 52H99V51H98ZM104 52H105V51H104ZM140 52H141V51H140ZM149 52H150V51H149ZM157 52H158V51H157ZM232 52H233V51H232ZM6 53H7V51H6ZM8 53H9V52H8ZM30 53H31V52H30ZM36 53H37V52H36ZM46 53H47V52H46ZM53 53H54V52H53ZM53 53H52V54H53ZM56 53H57V52H56ZM63 53H64V52H62V54H63ZM80 53L83 54V53H85V52H80ZM86 53H87V51H86ZM86 53H85V54H86ZM101 53H102V52H101ZM101 53L99 52V56H100ZM110 53H112V52L110 51ZM122 53H123V52H122ZM206 53H207V52H206ZM18 54H22V53H18ZM18 54H16L15 56H17ZM37 54H38V53H37ZM47 54H48V53H47ZM66 54H67V53H66ZM66 54L64 53V55H66ZM87 54L89 55V53H87ZM92 54H94V53H92ZM112 54H113V53H112ZM112 54H110V55H112ZM115 54H117V53H115ZM155 54H156V53H155ZM26 55H27V54H26ZM42 55H43V54H41L40 56H42ZM59 55H60V53H59ZM72 55H73V54H72ZM101 55H102V54H101ZM113 55H114V54H113ZM153 55H154V54H153ZM153 55H152V56H153ZM202 55H203V53H202ZM205 55H206V54H205ZM215 55H216V54H215ZM228 55H229V54H228ZM0 56H1V55H0ZM9 56H11V55H9ZM19 56H20V55H19ZM22 56H23V55H22ZM22 56H21V57H22ZM32 56H33V55H32ZM34 56H36V55H34ZM34 56H33V57H34ZM40 56H39V57H40ZM49 56H50V55H48L47 57H49ZM51 56H52V55H51ZM57 56H58V55H57ZM62 56H63V55H62ZM70 56H71V55H70ZM96 56H98V53H97ZM115 56H116V55H115ZM119 56L121 57L120 54H119ZM143 56H144V55H143ZM178 56H179V55H178ZM181 56H182V54H181ZM195 56H196V55H195ZM7 57H8V55H7ZM17 57H18V56H17ZM23 57H24V56H23ZM28 57H29V56H28ZM37 57H38V56H37ZM58 57H59V56H58ZM91 57H93V56L91 55ZM102 57H103V56H102ZM107 57H109V56H107ZM145 57H146V56H145ZM149 57H150V56H149ZM189 57H190V56H189ZM223 57H224V56H223ZM8 58H9V57H8ZM19 58H20V57H19ZM19 58H17V59H18V60H21V59H22V58H21V59H19ZM51 58H52V57H51ZM54 58H56V57H54ZM60 58H61V57H60ZM71 58H72V57H71ZM111 58H112V57H111ZM122 58H123V56H122ZM133 58H134V57H133ZM136 58H137V57H136ZM163 58H165V57H163ZM167 58H168V57H167ZM172 58H174V57H172ZM182 58H183V57H182ZM17 59H16V60H17ZM23 59H24V58H23ZM30 59H31V57H30ZM34 59H35V58H34ZM34 59H32V61H33ZM57 59H58V58H57ZM57 59H55V60H57ZM65 59H66V58H65ZM69 59H70V58H69ZM72 59H73V58H72ZM96 59H97V58H96ZM115 59H116V58H115ZM118 59H119V57H118ZM126 59H127V58H126ZM142 59H143V58H142ZM142 59H141V60H142ZM151 59H152V57H151ZM153 59H154V58H153ZM153 59H152V61H153ZM165 59H166V58H165ZM192 59H193V58H192ZM217 59H218V58H217ZM18 60H17V61H18ZM67 60H68V59H67ZM85 60H86V59H85ZM97 60H99V59H97ZM113 60H114V59H113ZM147 60H148V59H147ZM159 60H162V59H159ZM168 60H169V59H168ZM173 60H174V59H173ZM220 60H221V59H220ZM232 60H233V59H232ZM14 61H15V60H14ZM21 61H22V60H21ZM25 61H26V64H27V62H28L27 59H26ZM25 61L23 60V62H25ZM37 61H38V59L35 60V62H37ZM45 61H46V60H45ZM58 61H59V60H58ZM60 61H61V60H60ZM77 61H78V60H77ZM108 61H110V60H108ZM154 61H155V60H154ZM193 61H194V60H193ZM204 61H205V60H204ZM224 61H225V60H224ZM18 62H20V61H18ZM41 62H42V61H41ZM43 62H44V61H43ZM75 62H76V61H75ZM113 62H115V61H113ZM121 62H122V59H121ZM144 62H145V61H144ZM147 62H148V61H147ZM178 62H179V61H178ZM183 62H184V61H183ZM186 62H187V61H186ZM194 62H195V61H194ZM262 62H263V61H262ZM1 63H2V62H1ZM4 63H5V61H4ZM13 63H14V62H13ZM51 63H52V62H51ZM51 63H50V64H51ZM54 63H56V62H54ZM64 63H65V62H64ZM76 63H77V62H76ZM94 63H96V62H94ZM98 63H99V62H98ZM137 63H138V62H137ZM168 63H169V62H168ZM191 63H192V62H191ZM206 63H207V62H206ZM5 64H6V63H5ZM15 64H16V63H15ZM26 64H25V65H26ZM36 64H37V63H36ZM39 64H40V63H39ZM45 64H46V63H45ZM57 64H59V62H58ZM74 64H75V63H74ZM85 64H86V63H85ZM100 64H101V63H100ZM146 64H147V63H146ZM146 64H145V65H146ZM170 64H171V63H170ZM172 64H173V63H172ZM188 64H189V63H188ZM202 64H203V63H202ZM229 64H230V63H229ZM243 64H244V63H243ZM7 65H8V64H7ZM25 65H24V66H25ZM47 65H48V64H47ZM53 65H54V64H53ZM65 65H66V64H65ZM67 65H68V64H67ZM77 65H78V64H77ZM101 65H102V64H101ZM101 65H97V66H101ZM110 65H111V64H110ZM132 65H134V64H132ZM140 65H141V64H140ZM143 65H144V64H143ZM153 65H154V64H153ZM160 65H161V64H160ZM214 65H215V64H214ZM41 66H43V65H41ZM90 66H91V65H90ZM93 66H94V65H93ZM124 66H125V65H124ZM134 66H135V65H134ZM154 66H155V65H154ZM163 66H165V64H164ZM169 66H170V65H169ZM177 66H178V65H177ZM185 66H186V65H185ZM204 66H205V65H204ZM206 66H207V65H206ZM215 66H216V65H215ZM224 66H225V64H224ZM258 66H259V65H258ZM6 67H7V66H6ZM8 67H9V65H8ZM12 67H13V65H12ZM37 67H38V66H37ZM44 67L46 68V66H44ZM51 67H52V66H51ZM56 67H58V66H56ZM70 67H71V66H70ZM72 67H73V66H72ZM76 67H77V66H76ZM78 67H80V66H78ZM101 67H102V66H101ZM103 67H104V66H103ZM103 67H102V68H103ZM106 67H107V66H106ZM172 67H173V65H172ZM221 67H222V66H221ZM225 67H226V66H225ZM24 68L27 69L28 67L26 66V67H24ZM52 68H53V67H52ZM58 68H59V67H58ZM60 68H61V67H60ZM63 68H65V67H63ZM63 68H62V69H63ZM74 68H75V67H74ZM74 68H73V69H74ZM83 68H86V67H83ZM87 68H88V67H87ZM94 68H95V67H94ZM94 68L91 67V69H93V71H94ZM108 68H109V67H108ZM125 68H128V67H125ZM150 68H151V67H150ZM167 68H169V67H167ZM170 68H171V67H170ZM179 68H180V67H179ZM216 68H217V66H216ZM4 69H5V68H4ZM43 69H44V68H43ZM47 69H48V68H47ZM73 69H72V70H73ZM81 69H82V67H81ZM89 69H90V68H89ZM99 69H100V68H99ZM138 69H139V68H138ZM183 69H186V68H183ZM193 69H194V68H193ZM196 69H197V68H196ZM223 69H224V68H223ZM252 69H253V68H252ZM258 69H260V68H258ZM5 70H6V69H5ZM27 70H28V69H27ZM38 70H39V69H38ZM41 70H42V69H41ZM49 70H50V69H49ZM64 70H65V69H63V71H64ZM66 70H67V69H66ZM70 70H71V69H70ZM155 70H156V69H155ZM170 70H171V69H170ZM187 70H188V69H187ZM190 70H192V69H190ZM225 70H226V69H225ZM241 70H242V69H241ZM245 70H246V69H245ZM2 71H3V70H2ZM15 71H16V70H15ZM44 71H45V70H44ZM47 71H48V70H46L45 72H47ZM52 71H53V70L51 69V71H50L49 73H51ZM60 71H61V70H60ZM68 71H69V70H68ZM73 71H74V70H73ZM73 71H70V72L72 73ZM82 71H83V69H82ZM96 71H97V69H96ZM194 71H195V70H194ZM194 71H193V72H194ZM212 71H213V70H212ZM242 71H243V70H242ZM248 71H249V70H248ZM258 71H259V70H258ZM260 71H261V70H260ZM3 72H4V71H3ZM7 72H9V71L7 70L6 73H7ZM11 72H13V71H11ZM16 72H17V71H16ZM18 72H19V71H18ZM36 72H37V71H36ZM45 72H44V73H45ZM65 72H66V71H65ZM76 72H77V71H76ZM80 72H81V71H79L78 73H80ZM85 72H86V71H85ZM85 72L83 71V72H81V73H85ZM99 72H101V71H98V73H99ZM104 72H105V71H104ZM106 72H108V71H106ZM153 72H154V70H153ZM163 72H164V71H163ZM172 72H173V71H172ZM185 72H186V71H185ZM256 72H257V71H256ZM25 73H26V72H25ZM25 73H24V74H25ZM38 73H39V72H38ZM52 73H53V72H52ZM57 73H58V72H57ZM62 73H63V72H62ZM81 73H80V74H81ZM90 73H91V72H90ZM92 73H93V72H92ZM94 73H95V72H94ZM102 73H103V71H102ZM158 73H159V71H158ZM165 73H166V72H165ZM170 73H171V71H170ZM180 73H181V71H180ZM190 73H191V72H190ZM198 73H199V72H198ZM8 74H9V73H8ZM11 74H12V73H11ZM18 74H19V73H18ZM58 74H59V73H58ZM63 74H64V73H63ZM65 74H66V73H65ZM85 74H86V73H85ZM87 74H88V73H87ZM96 74H97V72H96ZM166 74H167V73H166ZM166 74H165V75H166ZM194 74H195V73H194ZM259 74H260V73H259ZM13 75H14V74H13ZM34 75H35V74H34ZM46 75H47V73H46ZM53 75H54V74H53ZM56 75H57V74H56ZM60 75H62V74H60ZM60 75H59V76H60ZM71 75H72V74H71ZM90 75H91V74H90ZM105 75H106V73H105ZM109 75H110V74H109ZM165 75H164V76H165ZM211 75H212V74H211ZM5 76H8V75H5ZM19 76H20V75H19ZM29 76H30V75H29ZM51 76H52V75H51ZM66 76H68V75H66ZM72 76H73V75H72ZM79 76H80V75H79ZM79 76H78V77H79ZM85 76H86V75H85ZM92 76H93V75H92ZM106 76H107V75H106ZM160 76H162V75H160ZM198 76H199V75H198ZM240 76H241V74H240ZM251 76H252V75H251ZM20 77H21V76H20ZM23 77H25V76H23ZM34 77H35V76H34ZM34 77H33V78H34ZM42 77H43V76H42ZM52 77H56V76H52ZM57 77H58V76H57ZM61 77H62V76H60V78H61ZM68 77H69V76H68ZM70 77H71V76H70ZM75 77H76V76H75ZM109 77H110V76H109ZM124 77H125V74H124ZM136 77H137V76H136ZM165 77H166V76H165ZM207 77H208V76H207ZM238 77H239V76H238ZM253 77H254V76H253ZM33 78H32V79H33ZM43 78H44V77H43ZM73 78H74V77H73ZM73 78H72V79H73ZM85 78H87V76H86ZM89 78H90V77H89ZM95 78H96V77H95ZM106 78H107V77H106ZM121 78H123V77H121ZM138 78H139V77H138ZM150 78H151V77H150ZM229 78H230V77H229ZM240 78H241V77H240ZM12 79H13V78H12ZM14 79H15V78H14ZM27 79H28V77H27ZM32 79H31V80H32ZM55 79H56V78H55ZM63 79H65V78H63ZM67 79H68V78H67ZM91 79H92V78H90V80H91ZM93 79H94V78H93ZM100 79H101V78H100ZM161 79H162V78H161ZM161 79H160V80H161ZM200 79H201V78H200ZM200 79H199V80H200ZM206 79H208V78H206ZM210 79H211V78H210ZM219 79H220V78H219ZM252 79H253V78H252ZM56 80H57V79H56ZM70 80H71V79H70ZM162 80H164V79H162ZM195 80H196V79H195ZM201 80H202V79H201ZM203 80H204V79H203ZM216 80H217V79H216ZM235 80H236V79H235ZM250 80H251V79H250ZM250 80H249V81H250ZM257 80H258V78H257ZM20 81H21V80H20ZM24 81H25V80H24ZM39 81H40V80H39ZM61 81H62V79H61ZM75 81H76V80H75ZM75 81H74V82H75ZM78 81H79V80H78ZM82 81H83V80H82ZM85 81H86V80H85ZM91 81H92V80H91ZM96 81H97V80H96ZM100 81H101V80H100ZM137 81H138V80H137ZM212 81H213V80H212ZM222 81L225 82V80H222ZM244 81H245V80H244ZM66 82H67V81H66ZM128 82H129V81H128ZM134 82H135V81H134ZM154 82H155V81H154ZM205 82H206V81H205ZM208 82H209V81H208ZM238 82H239V81H238ZM240 82H242V81H240ZM247 82H248V81H247ZM61 83H62L63 85H66V83H65V84H64L63 82H61ZM67 83H68V82H67ZM69 83H70V82H69ZM90 83H91V82H90ZM98 83H101V82H98ZM107 83H108V82H107ZM111 83H112V82H111ZM117 83H119V82H117ZM121 83H122V81H121ZM162 83H163V82H162ZM164 83H165V82H164ZM181 83H182V82H181ZM194 83H195V82H194ZM217 83H220V82H217ZM227 83H228V82H227ZM250 83H251V82H250ZM30 84H31V83H30ZM51 84H52V83H51ZM83 84H84V83H83ZM91 84H92V83H91ZM104 84H105V83H104ZM112 84H113V83H112ZM153 84H154V83H153ZM175 84H176V83H175ZM187 84H188V83H187ZM205 84H206V83H205ZM207 84H208V83H207ZM207 84H206V85H207ZM254 84H255V83H254ZM258 84H259V83H258ZM68 85H69V84H68ZM71 85H72V84H71ZM73 85H75V84L73 83ZM79 85H80V84H79ZM100 85H101V84H100ZM147 85H148V84H147ZM151 85H152V83H151ZM161 85H163V84H161ZM167 85H168V84H167ZM173 85H174V82H173ZM177 85H178V83H177ZM216 85H217V84H216ZM236 85H238V84H236ZM240 85H241V84H240ZM243 85H245V84H243ZM250 85H251V84H250ZM259 85H260V84H259ZM38 86H39V85H38ZM80 86H81V85H80ZM86 86H87V85H86ZM89 86H91V85H89ZM95 86H96V85H95ZM136 86H137V85H136ZM154 86H155V84H154ZM157 86L159 87V85H157ZM175 86H176V85H175ZM241 86H242V85H241ZM43 87H44V86H43ZM70 87H71V86H70ZM93 87H94V86H93ZM103 87H104V86H103ZM108 87H109V86H108ZM127 87H128V86H127ZM177 87H178V86H177ZM202 87H203V86H202ZM209 87H210V86H209ZM209 87H208V89H209ZM94 88H95V87H94ZM155 88H156V86H155ZM183 88H184V87H183ZM210 88H211V87H210ZM220 88H221V86H220ZM235 88H236V87H235ZM237 88H239V86H238ZM248 88H249V87H248ZM17 89H18V88H17ZM46 89H47V88H46ZM72 89H73V88H72ZM77 89H78V88H77ZM90 89H91V87H90ZM156 89H158V88H156ZM159 89H160V88H159ZM167 89H168V87H167ZM179 89L181 90V88H179ZM189 89H190V88H189ZM199 89H200V88H199ZM211 89H212V88H211ZM230 89H231V88H230ZM92 90H93V89H92ZM174 90H175V89H174ZM209 90H210V89H209ZM220 90H221V89H220ZM225 90H226V89H225ZM227 90H228V89H227ZM47 91H48V90H47ZM51 91H52V89H51ZM55 91H56V90H55ZM65 91H67V90H65ZM85 91H86V89H85ZM167 91H168V90H167ZM170 91H171V90H170ZM175 91H176V90H175ZM196 91H197V90H196ZM202 91H203V89H202ZM205 91H206V90H205ZM233 91H234V90H233ZM246 91H247V89H246ZM248 91H249V90H248ZM255 91H256V90H255ZM255 91H254V92H255ZM56 92H59V91L57 90ZM80 92H81V91H80ZM100 92H101V91H100ZM173 92H174V91H173ZM182 92H183V91H182ZM199 92H200V91H199ZM209 92H210V91H209ZM211 92H212V91H211ZM217 92H218V91H217ZM236 92H237V91H236ZM252 92H253V91H252ZM0 93H1V92H0ZM160 93H161V92H160ZM167 93L169 94V92H167ZM178 93H180V92H178ZM178 93H177V94H178ZM195 93H196V92H195ZM204 93H205V92H204ZM214 93H215V89H214ZM222 93H224V92H222ZM255 93H256V92H255ZM10 94H12V93H10ZM93 94H95V93L93 92ZM98 94H99V93H98ZM158 94H159V93H158ZM164 94H165V93H164ZM186 94H187V93H186ZM206 94H207V93H206ZM215 94H216V93H215ZM226 94H227V92H226ZM240 94H241V93H240ZM263 94H264V93H263ZM6 95H8V94H6ZM48 95H49V94H48ZM57 95H58V94H57ZM166 95H167V94H166ZM188 95H189V94H188ZM188 95H187V96H188ZM198 95H199V94H198ZM233 95H234V94H233ZM257 95L259 96V93H257ZM257 95H256V96H257ZM23 96H24V95H23ZM85 96H86V95H85ZM162 96H163V95H162ZM174 96H175V95H174ZM184 96H185V95H184ZM203 96H204V95H203ZM205 96H206V95H205ZM207 96H208V95H207ZM212 96H214V95H212ZM229 96H231V94H230ZM241 96H243V95H241ZM245 96H246V95H245ZM250 96H251V95H250ZM262 96H263V95H262ZM1 97H2V96H1ZM3 97H4V96H3ZM3 97H2V98H3ZM50 97H51V96H50ZM91 97H92V96H91ZM172 97H173V96H172ZM182 97H183V96H182ZM201 97H202V96H201ZM209 97H211V96H209ZM252 97H253V96H252ZM259 97H260V96H259ZM259 97H258V99H259ZM10 98H11V97H10ZM20 98H21V97H20ZM68 98H69V97H68ZM89 98H90V97H89ZM158 98H159V97H158ZM158 98H157V101H158ZM168 98H169V97H168ZM173 98H174V97H173ZM177 98H178V97H177ZM180 98H181V96H180ZM191 98H193V97H191ZM202 98H203V97H202ZM204 98H205V97H204ZM207 98H208V97H207ZM232 98H233V97H232ZM244 98H246V97H244ZM248 98H249V97H248ZM22 99H23V98H22ZM42 99H43V98H42ZM55 99H58V98H55ZM90 99H91V98H90ZM166 99H167V98H166ZM174 99H175V98H174ZM178 99H179V98H178ZM189 99H190V98H189ZM205 99H206V98H205ZM208 99H209V98H208ZM218 99H219V98H218ZM253 99H255V97H254ZM253 99H252V100H253ZM1 100H2V99H1ZM80 100H81V99H80ZM82 100H83V99H82ZM101 100H102V99H101ZM181 100H182V99H181ZM186 100H187V99H186ZM197 100H198V99H197ZM202 100H203V99H202ZM229 100H230V98H229ZM261 100H262V99H261ZM7 101H9V100H7ZM15 101H16V100H15ZM26 101H27V100H26ZM54 101H55V100H54ZM60 101H61V100H60ZM60 101H59V102H60ZM85 101H86V100H85ZM112 101H113V100H112ZM162 101H163V100H162ZM176 101H177V100H176ZM183 101H184V100H183ZM192 101L194 102V100H192ZM195 101H196V100H195ZM198 101H200V99H199ZM210 101H211V100H210ZM227 101H228V99H227ZM245 101H247V100H245ZM249 101H250V100H249ZM249 101H248V102H249ZM253 101H256V100H253ZM11 102H12V100H11ZM18 102H19V101H18ZM28 102H29V101H28ZM81 102H82V101H81ZM90 102H91V101H90ZM93 102H94V101H93ZM97 102H98V101H97ZM100 102H101V101H100ZM167 102H168V101H167ZM188 102H189V101H188ZM190 102H191V101H190ZM213 102H214V101H213ZM237 102H238V101H237ZM15 103H16V102H15ZM21 103H22V102H21ZM57 103H58V102H57ZM83 103H84V102H83ZM83 103H82V104H83ZM94 103H95V102H94ZM94 103H92V104H94ZM200 103H201V102H200ZM210 103H212V102H210ZM220 103H221V101H220ZM229 103H230V101H229ZM239 103H240V102H239ZM244 103H245V102H244ZM246 103H247V102H246ZM253 103H254V102H253ZM26 104H27V102H26ZM29 104H30V103H29ZM73 104H74V103H73ZM84 104H85V103H84ZM102 104H103V103H102ZM102 104H101V105H102ZM163 104H164V103H163ZM169 104H170V103H169ZM188 104H189V103H188ZM197 104H198V102H197ZM201 104H202V103H201ZM212 104H213V103H212ZM215 104H216V103H215ZM222 104H224V102H223ZM242 104H243V103H242ZM255 104L257 105L258 103H255ZM255 104H254V106H256ZM32 105H33V103H32ZM44 105H45V104H44ZM94 105H95V104H94ZM108 105H109V104H108ZM114 105H115V104H114ZM155 105H156V104H155ZM180 105H182V104H180ZM238 105H239V104H238ZM246 105H248V104H246ZM27 106H28V104H27ZM37 106H38V105H37ZM79 106H80V105H79ZM105 106H106V105H105ZM116 106H117V105H116ZM145 106H146V105H145ZM150 106H151V105H150ZM178 106H179V105H178ZM183 106H184V105H183ZM192 106H193V104H192ZM195 106H196V105H195ZM222 106H223V105H222ZM222 106H221V107H222ZM232 106H234V105H232ZM232 106H231V107H232ZM244 106H245V105H244ZM33 107H34V106H33ZM45 107H46V106H45ZM102 107H103V106H102ZM106 107H107V106H106ZM152 107H153V106H152ZM181 107H182V106H181ZM206 107L208 108V106H206ZM223 107H224V106H223ZM225 107H226V106H225ZM247 107H248V106H247ZM247 107H246V108H247ZM251 107H252V104H251ZM251 107H250V108H251ZM23 108H24V105H23ZM25 108H26V107H25ZM28 108H29V106H28ZM28 108H27V109H28ZM84 108H85V107H84ZM97 108H98V106H97ZM143 108H144V106H143ZM148 108H150V107H148ZM153 108H154V107H153ZM171 108H173V107H171ZM198 108H199V107H198ZM201 108H202V106H201ZM240 108H241V106H240ZM261 108L263 109L264 107L261 106ZM13 109H14V108H13ZM27 109H26V111H27ZM102 109H103V108H102ZM128 109H129V108H128ZM164 109H165V108H164ZM166 109H167V108H166ZM192 109H193V108H192ZM192 109H191V110H192ZM205 109H206V108H205ZM208 109H210V108H208ZM208 109H207V110H208ZM235 109H236V108H234V111H236ZM237 109H239V108L237 107ZM248 109H249V108H248ZM251 109H253V108H251ZM251 109H250L249 113L251 112ZM254 109H256V107H255ZM254 109H253V110H254ZM262 109H260V110H262ZM86 110H88V109H86ZM98 110H100V109H98ZM104 110H105V109H103V111H104ZM154 110H155V109H154ZM161 110H162V109H161ZM196 110H197V109H196ZM202 110H203V108H202ZM212 110H213V109H212ZM222 110H224V109H222ZM100 111H101V110H100ZM109 111H110V110H109ZM129 111H130V109H129ZM147 111H148V110H147ZM171 111H172V109H171ZM176 111H177V110H176ZM179 111H180V110H179ZM220 111H221V110H220ZM247 111H248V110H247ZM254 111H256V110H254ZM60 112H61V111H60ZM89 112L91 113V111H88V113H89ZM137 112H138V111H137ZM140 112H141V111H140ZM142 112H143V111H142ZM159 112H160V111H159ZM159 112H158V113H159ZM206 112H207V111H206ZM206 112H205V113H206ZM210 112H211V111H210ZM227 112H228V111H227ZM229 112H230V111H229ZM229 112H228V113H229ZM239 112H240V111H239ZM257 112H258V111H257ZM85 113H86V112H85ZM93 113H94V112H93ZM191 113H192V112H191ZM195 113H196V112H195ZM207 113H208V112H207ZM252 113H254V112H252ZM258 113H259V112H258ZM258 113H257V114H258ZM263 113H264V112H263ZM263 113H260V114L263 115ZM37 114H38V113H37ZM170 114H171V113H170ZM174 114H175V113H174ZM193 114H194V113H193ZM193 114H192V115H193ZM217 114H218V113H217ZM238 114H239V113H238ZM54 115H55V114H54ZM86 115H87V114H86ZM90 115H91V114H90ZM105 115H106V114H105ZM116 115H117V114H116ZM116 115H115V116H116ZM140 115H141V114H140ZM168 115H169V114H168ZM172 115H173V114H172ZM181 115H182V114H181ZM190 115H191V114H190ZM204 115H205V114H204ZM228 115H229V114H228ZM235 115H236V114H235ZM243 115H244V114H243ZM258 115H259V114H258ZM55 116H56V115H55ZM99 116H100V115H99ZM108 116H109V115H108ZM110 116H111V115H110ZM113 116H114V115H113ZM118 116H119V115H118ZM158 116H159V115H158ZM213 116H214V115H213ZM232 116H233V115H232ZM249 116H250V115H249ZM249 116H248V117H249ZM253 116H254V115H253ZM255 116H256V115H255ZM263 116H264V115H263ZM70 117H71V116H70ZM89 117H91V116H89ZM124 117H125V116H124ZM137 117H138V116H137ZM159 117H160V116H159ZM177 117H178V116H177ZM193 117H194V116H193ZM223 117H224V116H223ZM233 117H234V116H233ZM239 117H240V115H239ZM250 117H251V116H250ZM40 118H41V117H40ZM94 118H96V117H94ZM113 118H114V117H113ZM133 118H134V116H133ZM185 118H186V117H185ZM190 118H191V117H190ZM194 118H195V117H194ZM213 118L215 119V117H213ZM228 118H229V117H228ZM251 118H252V117H251ZM253 118H254V117H253ZM257 118H258V117H257ZM78 119H79V118H78ZM131 119H132V118H131ZM142 119H143V117H142ZM153 119H154V118H153ZM163 119H164V118H163ZM186 119H187V118H186ZM195 119H196V118H195ZM208 119H209V118H208ZM214 119H213V120H214ZM235 119H236V117H235ZM235 119H234V120H235ZM39 120H41V119H39ZM95 120H96V119H95ZM100 120H101V119H100ZM114 120H115V119H114ZM134 120H135V119H134ZM156 120H157V119H156ZM161 120H162V119H161ZM165 120H166V119H165ZM170 120H173V119H170ZM234 120H233V121H234ZM236 120H237V119H236ZM236 120H235V121H236ZM240 120H241V119H240ZM242 120H243V119H242ZM244 120H245V119H244ZM249 120H251V119H249ZM259 120H260V118H259ZM53 121H54V120H53ZM144 121H145V120H144ZM152 121H154V120H152ZM159 121H160V120H159ZM182 121H183V120H182ZM184 121H185V120H184ZM184 121H183V122H184ZM187 121H189V120H187ZM196 121H197V120H196ZM198 121H199V120H198ZM224 121H225V120H224ZM251 121H253V120H251ZM251 121H248V122H251ZM91 122H92V121H91ZM95 122H96V121H95ZM120 122H121V121H120ZM135 122H136V121H135ZM145 122H147V121H145ZM207 122H208V121H207ZM228 122H229V120H228ZM231 122H232V121H231ZM241 122H242V121H241ZM68 123H71V122H68ZM74 123H75V122H74ZM79 123H80V122H79ZM133 123H134V122H133ZM143 123H144V122H143ZM162 123H163V122H162ZM168 123H169V122H168ZM185 123H186V122H185ZM253 123H254V122H253ZM262 123H263V122H262ZM15 124H16V123H15ZM140 124H141V123H140ZM186 124H187V123H186ZM222 124H223V123H222ZM222 124H221V125H222ZM232 124H234V123H232ZM235 124H236V123H235ZM248 124H249V123H248ZM17 125H18V124H17ZM33 125H34V124H33ZM77 125H78V124H77ZM84 125H87V124H84ZM94 125H96V124H94ZM118 125H119V124H118ZM174 125H175V124H174ZM184 125H185V124H184ZM198 125H199V124H198ZM218 125H219V124H218ZM240 125H241V124H240ZM259 125H260V124H259ZM6 126H7V125H6ZM8 126H9V125H8ZM66 126H67V125H66ZM75 126H76V125H75ZM89 126H90V125H89ZM139 126H140V125H139ZM152 126H153V125H152ZM161 126H162V125H161ZM169 126H170V125H169ZM196 126H197V125H196ZM241 126H242V125H241ZM10 127H11V125H10ZM12 127L14 128V126H12ZM38 127H39V126H38ZM40 127H41V126H40ZM80 127H81V126H80ZM86 127H87V126H86ZM90 127H91V126H90ZM117 127H118V126H117ZM117 127H115V128H117ZM150 127H151V126H150ZM153 127H154V126H153ZM182 127H183V126H182ZM184 127H185V126H184ZM199 127H200V126H199ZM215 127H216V126H215ZM234 127H235V126H234ZM234 127H233V128H234ZM243 127H244V126H243ZM251 127H252V126H251ZM256 127H257V125H256ZM262 127H263V126H262ZM13 128H11V129H13ZM20 128H21V127H20ZM29 128H30V127H29ZM35 128H36V127H35ZM71 128H72V127H71ZM145 128H146V127H145ZM231 128H232V127H231ZM233 128H232V129H233ZM244 128H245V127H244ZM15 129H16V128H15ZM22 129H23V128H22ZM22 129H21V130H22ZM30 129H31V128H30ZM37 129H38V128H37ZM37 129H36V130H37ZM81 129H82V128H81ZM97 129H98V128L96 127V130H97ZM149 129H150V128H149ZM222 129H223V128H222ZM234 129H235V128H234ZM260 129H262V128H260ZM263 129H264V128H263ZM38 130H39V129H38ZM40 130H41V129H40ZM59 130H60V129H59ZM79 130H80V129H79ZM91 130H92V129H91ZM146 130H148V128H147ZM151 130H152V128H151ZM154 130H155V129H154ZM161 130H162V129H161ZM201 130H202V129H201ZM223 130H224V129H223ZM246 130H247V129H246ZM252 130H254V128H253ZM19 131H20V129H19ZM28 131H29V130H28ZM31 131H32V129H31ZM41 131H42V130H41ZM89 131H90V130H89ZM89 131H88V132H89ZM94 131H95V130H94ZM103 131H104V129H103ZM105 131H106V130H105ZM137 131H138V130H137ZM173 131L176 132V129L173 130ZM220 131H221V129H220ZM220 131H219V132H220ZM232 131H233V130H232ZM37 132H38V131H37ZM60 132H61V131H60ZM65 132H66V131H65ZM86 132H87V130H86ZM97 132H99V131H97ZM130 132H131V131H130ZM130 132H129V134H130ZM132 132H133V131H132ZM152 132H153V131H152ZM178 132H179V131H178ZM186 132H188V131H186ZM230 132H231V131H230ZM239 132H240V131H239ZM8 133H9V132H8ZM18 133H19V132H18ZM34 133H36V132H34ZM40 133H41V132H40ZM93 133H94V132H93ZM102 133H103V132H102ZM162 133H163V132H162ZM220 133H221V132H220ZM247 133H248V132H247ZM261 133H262V132H261ZM20 134H21V133H20ZM37 134H38V133H37ZM69 134H70V133H69ZM79 134H80V133H79ZM79 134H78V135H79ZM133 134H135V133H133ZM133 134H132V135H133ZM144 134H145V133H144ZM153 134H154V133H153ZM156 134H157V133H156ZM156 134H155V135H156ZM171 134H172V133H171ZM185 134H186V133H185ZM187 134H188V133H187ZM239 134H240V133H239ZM250 134H251V133H250ZM25 135H26V134H25ZM25 135H24V136H25ZM27 135H29V133H27ZM104 135H105V134H104ZM121 135H122V134H121ZM138 135H139V134H138ZM160 135H161V134H160ZM224 135H225V134H224ZM233 135H234V134H233ZM241 135H242V134H241ZM257 135H258V134H257ZM20 136H21V135H20ZM20 136H19V137H20ZM59 136H60V135H59ZM62 136H63V135H62ZM73 136H74V135H73ZM147 136H148V135H147ZM169 136H170V135H169ZM238 136H239V135H238ZM252 136H253V135H252ZM258 136H259V135H258ZM71 137H72V136H71ZM103 137H104V136H103ZM110 137H111V136H110ZM133 137H135V136H133ZM140 137H142V136H140ZM144 137H145V136H144ZM144 137H143V138H144ZM157 137H158V135H157ZM163 137H164V136L161 137V140H162ZM172 137H173V136H172ZM182 137H183V136H182ZM205 137H206V136H205ZM239 137H240V136H239ZM239 137H238V138H239ZM259 137H260V136H259ZM28 138H29V137H28ZM31 138H32V137H31ZM31 138H30V139H31ZM89 138H90V137H89ZM101 138H102V137H101ZM127 138H128V137H127ZM129 138H130V137H129ZM145 138H146V137H145ZM148 138H149V137H148ZM151 138H152V137H151ZM151 138H150V139H151ZM167 138H168V137H167ZM189 138H190V137H189ZM223 138H224V137H223ZM256 138H258V137H256ZM21 139H22V138H21ZM75 139H76V138H75ZM120 139H121V138H120ZM130 139H131V138H130ZM130 139H129V140H130ZM155 139H156V138H155ZM179 139H180V138H179ZM204 139H205V138H204ZM225 139H227V138H225ZM234 139H235V138H234ZM234 139H233V141H234ZM245 139H246V137H245ZM247 139H248V138H247ZM249 139H250V138H249ZM252 139H253V137L250 139L251 142H252ZM261 139H262V138H261ZM55 140H57V139H55ZM62 140H63V139H62ZM93 140H94V139H93ZM102 140H104V139H102ZM125 140H126V139H125ZM129 140H127V141H129ZM132 140H133V139H132ZM156 140H158V139H156ZM168 140H169V139H168ZM175 140H176V139H175ZM194 140H195V139H194ZM223 140H224V139H223ZM238 140H239V139H238ZM240 140H241V139H240ZM253 140H256V139H253ZM7 141H8V140H7ZM36 141H37V140H36ZM38 141H39V139H38ZM38 141H37V142H38ZM60 141H61V140H60ZM80 141H81V140H80ZM91 141H92V140H91ZM91 141H90V142H91ZM94 141H95V140H94ZM111 141H112V140H111ZM118 141H120V140H118ZM163 141H164V140H163ZM166 141H167V140H166ZM202 141H203V140H202ZM16 142H17V141H16ZM39 142H40V141H39ZM39 142H38V143H39ZM67 142H68V141H67ZM83 142H84V141H83ZM92 142H93V141H92ZM92 142H91V143H92ZM106 142H107V140H106ZM108 142H109V141H108ZM161 142H162V141H161ZM172 142H173V141H172ZM176 142H177V141H176ZM178 142H180V141H178ZM178 142H177V143H178ZM182 142H183V141H182ZM234 142H235V141H234ZM259 142H261V141H259ZM2 143H3V141H2ZM2 143H1V144H2ZM19 143H20V142H19ZM38 143H37V144H38ZM48 143H49V141H48ZM69 143H71V141H70ZM81 143H82V142H81ZM93 143H94V142H93ZM96 143H97V142H96ZM98 143H99V142H98ZM117 143H118V142H117ZM143 143H144V142H143ZM162 143H164V142H162ZM166 143H167V142H166ZM166 143H165V144H166ZM180 143H181V142H180ZM189 143H190V142H189ZM11 144L13 145V143H11ZM60 144H61V143H60ZM99 144H100V143H99ZM120 144H121V143H120ZM120 144H119V145H120ZM129 144H131V143H129ZM141 144H142V143H141ZM158 144H159V143H158ZM173 144H174V142H173ZM249 144H250V143H249ZM249 144H248V145H249ZM253 144H255V143H253ZM5 145H6V143H5ZM5 145H4V146H5ZM17 145L19 146L20 144H17ZM50 145H52V144H50ZM71 145H72V144H71ZM75 145H76V144H75ZM79 145H80V143H79ZM121 145H122V144H121ZM127 145H128V144H127ZM131 145H132V144H131ZM143 145H144V144H143ZM176 145H177V144H176ZM183 145H184V143H183ZM195 145H196V144H195ZM223 145H224V144H223ZM235 145H236V144H235ZM235 145H234V146H235ZM246 145H247V144H246ZM250 145H251V144H250ZM258 145H259V144H258ZM7 146H8V145H7ZM14 146H16V145H14ZM23 146H24V145H23ZM23 146H22V147H23ZM26 146H27V145H26ZM26 146H25V147H26ZM62 146H63V144H62ZM62 146L60 145V147H62ZM73 146H74V145H73ZM77 146H78V144H77ZM84 146H85V145H84ZM107 146H108V144H107ZM111 146H112V144H111ZM132 146H133V145H132ZM139 146H140V144H139ZM146 146H147V144H146ZM146 146H145V147H146ZM171 146H172V145H171ZM255 146H256V145H255ZM1 147H2V146H1ZM10 147H12V146H10ZM16 147H17V146H16ZM20 147H21V146H20ZM20 147H19V149H20ZM30 147H31V146H30ZM45 147H46V143H45ZM47 147H48V146H47ZM51 147H54V146L52 145ZM57 147H58V145H57ZM78 147H79V146H78ZM92 147H93V146H92ZM103 147H104V146H103ZM108 147H110V145H109ZM122 147H123V146H122ZM122 147H121V148H122ZM125 147H126V146H125ZM142 147H143V146H142ZM145 147H144V148H145ZM198 147H199V146H198ZM229 147H230V146H229ZM235 147H236V146H235ZM244 147H245V146H244ZM244 147H243V148H244ZM248 147H249V146H248ZM248 147H246V148H248ZM262 147H263V146H262ZM48 148H49V147H48ZM63 148H65V146H64ZM63 148H62V149H63ZM69 148H70V147H69ZM88 148H89V147H88ZM96 148H97V146H96ZM98 148H99V147H98ZM117 148H119V147H117ZM121 148H119V149H121ZM140 148H141V147H140ZM140 148H139V149H140ZM148 148H149V147H148ZM156 148H157V147H156ZM186 148H187V146H186ZM216 148H217V147H216ZM250 148H252V147H250ZM255 148H257V147H255ZM4 149H5V148H4ZM22 149H23V148H22ZM22 149H20V150H22ZM31 149H32V148H31ZM33 149H35V148L33 147ZM33 149H32V150H33ZM45 149H46V148H45ZM49 149H51V148H49ZM54 149H55V148H54ZM110 149H111V148H109V150H110ZM119 149H118V151H119ZM167 149H168V148H167ZM172 149H173V148H172ZM174 149H175V148H174ZM206 149H207V148H206ZM6 150H7V153H8L9 149H6ZM10 150H11V149H10ZM39 150L41 151V149H39ZM51 150H52V149H51ZM60 150H61V149H60ZM60 150H59V151H60ZM66 150H67V149L65 148V151H66ZM69 150H70V149H69ZM82 150H83V149H82ZM84 150H85V149H84ZM84 150H83V151H84ZM102 150H103V149H102ZM105 150H107L106 147H105ZM175 150H176V149H175ZM244 150H245V149H244ZM246 150H247V149H246ZM250 150H251V149H250ZM252 150H254V149H252ZM15 151H16V150H15ZM29 151H30V150H29ZM53 151H54V150H53ZM55 151H56V150H55ZM92 151H93V149H92ZM112 151H113V150H112ZM116 151H117V150H116ZM136 151H137V148H136ZM138 151H140V150H138ZM147 151H148V150H147ZM160 151H161V150H160ZM166 151H167V150H166ZM9 152H10V151H9ZM16 152H17V151H16ZM24 152H25V151H24ZM38 152H39V151H38ZM48 152H49V151H48ZM50 152H51V151H50ZM50 152H49V153H50ZM67 152H69V151H67ZM67 152H66V153H67ZM88 152H90V151H88ZM96 152H98V151H96ZM99 152H100V151H99ZM132 152H134V151H132ZM141 152H142V151H141ZM157 152H159V150H158ZM191 152H192V151H191ZM193 152H194V151H193ZM247 152H248V151H247ZM3 153H4V152H3ZM10 153H11V152H10ZM25 153H26V152H25ZM33 153H34V152H33ZM46 153H47V152H46ZM62 153H63V152H62ZM78 153H81V151L78 152ZM109 153H110V152H109ZM114 153H115V152H114ZM119 153H120V152H119ZM119 153H118V154H119ZM137 153H138V152H137ZM165 153H166V152H165ZM220 153H221V152H220ZM230 153H231V152H230ZM241 153H243V152H241ZM258 153H259V150H258ZM17 154H19V153H17ZM27 154H29V153H27ZM51 154H52V153H51ZM59 154H61V152H60ZM68 154H69V153H68ZM107 154H108V153H107ZM128 154H129V153H127V155H128ZM131 154H132V153H131ZM152 154H153V153H152ZM171 154H172V153H171ZM174 154H175V153H174ZM215 154H216V153H215ZM249 154H250V153H249ZM251 154H252V152H251ZM255 154H257V151H256ZM259 154H260V153H259ZM21 155H22V154H21ZM29 155H31V154H29ZM56 155H57V154H56ZM121 155H122V154H121ZM125 155H126V153H125ZM140 155H141V154H140ZM159 155H160V154H159ZM187 155H188V154H187ZM239 155H240V154H239ZM257 155H258V154H257ZM0 156H1V154H0ZM13 156H14V155H13ZM13 156H11V157H13ZM78 156H79V155H78ZM81 156H82V155H81ZM83 156H84V155H83ZM104 156H105V155H104ZM111 156H113V154H112ZM122 156H123V155H122ZM129 156H134V155H129ZM141 156H143V155H141ZM185 156H186V155H185ZM201 156H202V155H201ZM201 156H200V157H201ZM220 156H221V155H220ZM243 156H244V155H243ZM262 156H263V155H262ZM3 157L5 158V155H4ZM3 157H2V159H3ZM16 157H17V156H16ZM19 157H20V156H19ZM21 157H22V156H21ZM28 157H29V156H28ZM47 157H48V156H47ZM59 157H60V156H59ZM59 157H58V158H59ZM70 157H71V155H70ZM73 157H74V156H73ZM98 157H99V154H98ZM148 157H149V156H148ZM164 157H165V155H164ZM176 157H177V156H176ZM182 157H183V155H182ZM245 157H246V156H245ZM250 157H252V155H251ZM31 158H32V157H31ZM40 158H41V156H40ZM58 158H56V159H58ZM62 158H63V157H62ZM62 158H61V159H62ZM66 158H67V157H66ZM71 158H72V157H71ZM82 158H83V157H82ZM82 158H81V159H82ZM95 158H96V157H95ZM110 158H111V157H110ZM113 158H114V157H113ZM122 158H123V157H122ZM127 158L130 159V157H127ZM127 158H126V160H127ZM139 158H140V157H139ZM156 158H158V157L156 156ZM159 158H160V157H159ZM183 158H184V157H183ZM188 158H189V157H188ZM253 158H254V157H252V159H253ZM2 159H0V160H2ZM10 159H12V158H10ZM10 159H9V160H10ZM16 159H17V158H16ZM19 159H20V158H19ZM34 159H35V158H34ZM34 159H33V161H34ZM44 159H45V158H44ZM49 159H50V158H49ZM49 159H48V160H49ZM100 159H101V158H100ZM102 159H104V158H102ZM119 159H120V158H119ZM119 159H118V160H119ZM141 159H142V158H141ZM180 159H181V158H180ZM229 159H230V158H229ZM237 159H238V158H237ZM5 160H6V159H4V163H5ZM27 160H28V159H27ZM29 160H30V159H29ZM39 160H41V159H39ZM45 160H47V159H45ZM50 160H51V159H50ZM53 160H54V158H53ZM58 160H60V159H58ZM62 160H63V159H62ZM70 160H71V159H70ZM106 160H107V159H106ZM124 160H125V158H124ZM146 160H147V159H146ZM149 160H151V159H149ZM149 160H148V161H149ZM153 160H155V159H153ZM153 160H152V161H153ZM165 160H166V159H165ZM243 160H244V159H243ZM257 160H258V159H257ZM260 160H262V159H260ZM25 161H26V159H25ZM75 161H76V160H75ZM77 161H79V159H78ZM97 161H98V160H96V162H97ZM115 161H116V158H115ZM115 161H114V162H115ZM122 161H123V160H122ZM129 161H130V160H129ZM155 161H156V160H155ZM155 161H154V162H155ZM189 161H190V158H189ZM189 161H188V162H189ZM191 161H192V160H191ZM217 161H218V160H217ZM241 161H242V160H241ZM255 161H256V160H255ZM258 161H259V160H258ZM262 161H263V160H262ZM6 162H7V161H6ZM9 162H10V161H9ZM9 162H8V163H9ZM22 162H24V160H23ZM27 162H28V161H27ZM30 162H32V161H30ZM42 162H43V161H42ZM53 162H54V161H53ZM56 162H57V161H56ZM62 162H65V161H62ZM62 162H61V164H62ZM70 162H71V161H70ZM89 162H90V161H89ZM92 162H93V161H92ZM99 162L101 163L100 160H99ZM104 162H105V161H104ZM119 162H120V161H119ZM132 162H133V161H132ZM224 162H225V160H224ZM224 162H223V164H224ZM242 162H243V161H242ZM244 162H245V161H244ZM250 162H251V160H250ZM0 163H1V162H0ZM28 163H29V162H28ZM34 163H35V161H34ZM65 163H66V162H65ZM109 163H110V162H109ZM127 163H128V162H127ZM127 163H125V164L127 165ZM167 163H168V162H167ZM186 163H187V162H186ZM195 163H196V162H195ZM215 163H216V161H215ZM218 163H219V162H218ZM255 163H256V162H255ZM14 164H15V162H14ZM38 164H39V163H38ZM46 164H47V163H46ZM50 164H51V163H50ZM61 164H60V165H61ZM66 164H67V163H66ZM71 164H72V163H71ZM75 164H76V163H75ZM122 164H123V163H122ZM125 164H124V165H125ZM133 164H134V163H133ZM136 164H137V163H136ZM136 164H135V165H136ZM239 164H240V163H239ZM250 164H251V163H250ZM12 165H13V164H12ZM20 165H21V164H20ZM20 165H19V166H20ZM48 165H49V164H48ZM51 165H53V164H51ZM72 165H73V164H72ZM78 165H79V164H78ZM110 165H111V164H110ZM116 165H118V164H116ZM124 165H123V167H124ZM131 165H132V163H131ZM137 165H138V164H137ZM140 165H141V164H140ZM159 165H160V164H159ZM165 165H166V164H165ZM167 165H168V164H167ZM167 165H166V166H167ZM220 165H221V164H220ZM220 165H218V166H220ZM226 165H227V164H226ZM235 165H236V164H235ZM235 165H234V166H235ZM242 165H243V164H242ZM248 165H249V164H248ZM254 165H255V164H254ZM9 166H11V165H9ZM16 166H17V164H16ZM25 166H26V164H25ZM41 166H42V165H41ZM43 166H45V165H43ZM82 166H83V164H82ZM121 166H122V165H121ZM121 166H120V169H121ZM221 166H222V165H221ZM224 166H225V164H224ZM231 166H232V165H231ZM236 166H237V165H236ZM236 166H235V167H236ZM256 166H257V165H256ZM259 166H260V165H259ZM11 167L13 168L14 166H11ZM39 167H40V166H39ZM58 167H59V166H58ZM67 167H68V166H67ZM92 167H93V166H92ZM114 167H115V166H114ZM125 167H127V166H125ZM130 167H131V166H130ZM161 167H162V166H161ZM163 167H164V166H163ZM36 168H38V167H36ZM36 168L34 167L33 169H36ZM62 168H63V166H62ZM73 168H74V167H73ZM89 168H90V167H89ZM105 168H109V167H105ZM105 168H104V169H105ZM115 168H116V167H115ZM118 168H119V167H118ZM157 168H158V167H157ZM222 168H223V167H222ZM222 168H221V169H222ZM231 168H232V167H231ZM231 168H230V169H231ZM236 168H237V167H236ZM17 169H18V167H17ZM30 169H31V168H30ZM59 169H61V168L59 167ZM59 169H57V171H58ZM74 169H75V168H74ZM74 169H73V171H74ZM90 169H91V168H90ZM96 169H97V168H96ZM111 169L113 170V167H111ZM122 169H123V168H122ZM127 169H128V168H127ZM129 169H130V168H129ZM138 169H139V168H138ZM149 169H150V168H149ZM151 169H153V168L151 167ZM189 169H190V168H189ZM193 169H194V168H193ZM196 169H198V168H196ZM244 169H245V168H244ZM262 169H263V167H262ZM5 170H7V169H5ZM37 170H38V169H37ZM66 170H67V169H66ZM66 170H65V171H66ZM75 170H79V169L76 168ZM83 170H84V169H83ZM85 170H86V168H85ZM105 170H106V169H105ZM105 170H104V171H105ZM115 170H116V169H115ZM133 170H134V169H133ZM144 170H146V169H144ZM190 170H191V169H190ZM200 170H201V169H200ZM211 170H212V169H211ZM237 170H238V169H237ZM258 170H259V169H258ZM14 171H15V170H14ZM17 171H18V170H17ZM25 171H26V170H25ZM28 171H29V170H28ZM31 171H32V170H31ZM41 171H42V170H41ZM54 171H56V170H54ZM59 171L61 172V170H59ZM59 171H58V172H59ZM62 171H63V170H62ZM94 171H95V170L93 169V172H94ZM97 171H99V170H97ZM116 171H117V170H116ZM124 171H125V170H124ZM124 171H123V172H124ZM128 171H129V170H128ZM185 171H186V170H185ZM194 171H195V170H194ZM194 171H193V172H194ZM225 171H226V170H225ZM231 171H232V170H231ZM251 171H252V170H251ZM253 171H254V170H253ZM19 172H20V171H19ZM19 172H18V173H19ZM44 172H46V171H44ZM52 172H53V171H52ZM67 172H68V170H67ZM67 172H66L65 174H68ZM71 172H72V171H71ZM89 172H90V171H89ZM89 172H88L87 174H89ZM135 172H138V170L135 171ZM140 172H141V171H140ZM238 172H240V171H238ZM238 172H237V173H238ZM263 172H264V171H263ZM16 173H17V172H16ZM37 173H38V172H37ZM37 173H36V174H37ZM41 173H42V172H41ZM53 173L55 174V172H53ZM61 173H63V172H61ZM76 173H77V172H76ZM78 173H79V172H78ZM111 173H112V172H111ZM129 173H132V174H133L134 172H129ZM176 173H177V172H176ZM181 173H182V172H181ZM181 173H180V174H181ZM194 173H195V172H194ZM201 173H202V171H201ZM225 173H226V172H225ZM232 173H233V172H232ZM243 173H244V172H243ZM254 173H255V172H254ZM260 173H261V171H260ZM1 174H2V173H1ZM26 174H27V173H26ZM26 174H25V175H26ZM57 174H58V173H57ZM59 174H60V173H59ZM65 174H64V175H65ZM82 174H83V173H82ZM101 174H102V173H101ZM132 174H131V175H132ZM138 174H139V173H138ZM168 174H169V173H168ZM173 174H174V173H173ZM173 174H171L172 177H173ZM184 174H185V173H184ZM187 174H188V172H187ZM199 174H200V173H199ZM204 174H205V171H204ZM222 174H223V173H222ZM238 174H239V173H238ZM258 174H259V173H258ZM99 175H100V174H99ZM133 175H134V174H133ZM177 175H178V174H177ZM28 176H29V174H28ZM39 176H40V175H39ZM51 176H53V175H51ZM54 176H55V175H54ZM54 176H53V179H55L58 175H57L55 178H54ZM71 176H72V175H71ZM80 176H82V175H80ZM84 176H85V175H84ZM93 176H94V175H93ZM96 176H97V175H96ZM104 176H105V175H104ZM154 176H155V175H154ZM178 176H179V175H178ZM178 176H177V177H178ZM194 176H195V175H194ZM198 176H200V175H198ZM208 176H209V175H208ZM213 176H214V175H213ZM223 176H224V175H223ZM226 176H227V175H226ZM242 176H243V174H242ZM242 176H241V177H242ZM261 176H262V175H261ZM0 177H2V176H0ZM3 177H4V176H3ZM33 177H34V175H33ZM45 177L47 178V176H45ZM68 177H69V176H68ZM68 177H67V179H68ZM74 177H76V176H74ZM99 177H100V176H99ZM99 177H98V178H99ZM105 177H106V176H105ZM115 177H116V176H114V178H115ZM184 177H185V176H184ZM186 177L188 178V176H186ZM214 177H216V176H214ZM231 177H232V176H231ZM231 177H230V178H231ZM244 177H245V174H244ZM251 177H252V176H251ZM263 177H264V176H263ZM4 178H5V180H6V177H4ZM9 178H10V177H9ZM30 178H31V177H30ZM35 178H36V177H35ZM43 178H44V177H43ZM62 178H63V177H62ZM76 178H77V177H76ZM76 178H75V179H76ZM80 178H81V177H80ZM82 178H83V177H82ZM127 178H128V177H127ZM148 178H149V177H148ZM167 178H168V176H167ZM169 178H170V176H169ZM182 178H183V177H182ZM182 178H180V179H182ZM210 178H211V177H210ZM232 178H233V177H232ZM252 178H253V177H252ZM12 179H13V178H12ZM32 179H33V178H32ZM48 179H49V178H48ZM51 179H52V178H50V180H51ZM95 179H96V178H95ZM111 179H112V178H111ZM131 179H132V178H131ZM149 179H150V178H149ZM152 179H153V178H152ZM183 179H184V178H183ZM192 179H193V175H192ZM199 179H200V178H199ZM205 179H206V178H204V181H206ZM212 179H213V178H212ZM212 179H211V180H212ZM219 179H220V178H219ZM219 179H218V180H219ZM239 179H240V178H239ZM241 179H242V178H241ZM258 179H259V178H258ZM64 180H65V179H64ZM64 180H63V181H64ZM79 180H81V179H79ZM84 180L86 181V179H84ZM84 180H83V181H84ZM96 180H97V179H96ZM100 180H101V179H100ZM115 180H116V179H115ZM115 180H114V181H115ZM141 180H142V179H141ZM166 180H167V179H166ZM169 180H170V179H169ZM174 180H175V179H174ZM201 180H202V179H201ZM246 180H249V179H246ZM261 180H262V179H261ZM11 181H12V180H11ZM46 181H47V179H46ZM48 181H49V180H48ZM48 181H47V182H48ZM51 181H52V183L54 182V184H56L55 181H53V180H51ZM57 181H58V180H57ZM75 181H76V180H75ZM81 181H82V180H81ZM83 181H82V182H83ZM104 181H105V180H104ZM106 181H107V180H106ZM134 181H135V180H134ZM178 181H179V180H178ZM190 181H191V180H190ZM195 181H196V179H195ZM198 181H199V180H198ZM198 181H197V182H198ZM228 181H229V180H228ZM256 181H257V180H256ZM256 181H255V182H256ZM12 182H13V181H12ZM42 182H43V181H42ZM44 182H45V181H44ZM60 182H61V181H60ZM69 182H70V181H69ZM76 182H77V181H76ZM92 182H93V181H92ZM98 182H99V181H98ZM98 182H96V183H98ZM109 182H110V181H109ZM109 182H108V184H109ZM117 182H118V181H117ZM129 182H130V181H129ZM143 182H144V181H142L141 185H138V186L141 187L142 184H143ZM147 182H148V181H147ZM165 182H166V181H165ZM193 182H194V181H193ZM207 182H208V181H207ZM207 182H206V183H207ZM210 182H211V181H210ZM229 182L231 183L232 181H229ZM244 182H245V181H244ZM255 182H253V183H255ZM257 182H259V181H257ZM10 183H11V182H10ZM39 183H40V182H39ZM57 183H58V182H57ZM65 183H66V181H65ZM67 183H68V181H67ZM72 183H73V182H72ZM78 183H79V182H78ZM99 183H100V182H99ZM144 183H145V182H144ZM161 183H162V182H161ZM161 183H159V184H161ZM194 183H196V182H194ZM198 183H199V182H198ZM198 183H196V184H198ZM204 183H205V182H204ZM214 183H215V182H214ZM234 183H235V182H234ZM261 183H262V182H261ZM20 184H21V183H20ZM44 184H45V183H44ZM49 184H50V183H49ZM60 184H61V183H60ZM83 184H84V183H83ZM89 184H91V182H90ZM89 184H88V186H89ZM120 184H121V183H120ZM134 184H135V183H134ZM136 184H138V183H136ZM139 184H140V183H139ZM153 184H154V183H153ZM157 184H158V183H157ZM162 184H163V183H162ZM173 184H175V182H174ZM173 184H171V185H173ZM179 184H180V183H179ZM218 184H220V183H218ZM218 184H217V185H218ZM239 184H241V182H240ZM242 184H243V183H242ZM245 184H246V183H245ZM256 184H257V183H256ZM259 184H260V183H259ZM40 185H41V184H40ZM80 185H81V184H80ZM94 185H95V184H94ZM101 185H102V183H101ZM103 185H105V184H103ZM112 185L115 186V184H112ZM122 185H123V184H122ZM188 185H189V184H188ZM190 185H191V184H190ZM190 185H189V186H190ZM209 185H210V184H208V186H209ZM232 185H235V184H232ZM236 185H237V183H236ZM19 186H20V185H19ZM37 186H39V185H37ZM49 186H50V185H49ZM49 186H48V187H49ZM62 186H63V185H62ZM66 186H67V185H66ZM73 186H74V185H73ZM82 186H83V185H82ZM97 186H98V185H97ZM97 186H96V187H97ZM109 186H110V185H108V187H109ZM116 186H117V185H116ZM126 186H127V185H126ZM134 186H137V185H134ZM138 186H137V188H138ZM143 186H144V185H143ZM153 186H154V185H153ZM182 186H184V185H182ZM182 186H181V187H182ZM196 186H197V185H196ZM196 186H194V187H196ZM199 186L201 187V185H199ZM203 186H204V185H203ZM213 186L216 187L215 185H213ZM218 186H219V185H218ZM237 186H238V185H237ZM239 186H240V185H239ZM241 186H242V185H241ZM244 186H245V185H244ZM248 186H249V185H247V188H248ZM256 186H257V185H256ZM15 187H16V186H15ZM22 187H23V186H22ZM51 187H52V186H51ZM53 187H54V186H53ZM53 187H52V188H53ZM68 187H70V186H68ZM68 187H67V188H68ZM80 187H81V186H80ZM100 187H101V186H100ZM123 187H125V186H123ZM127 187H128V186H127ZM148 187H149V184H148ZM150 187H151V186H150ZM154 187H155V186H154ZM157 187H159V186H157ZM175 187H177V186L175 185ZM185 187H188V186H185ZM209 187H210L209 189H211L212 186L210 185ZM245 187H246V186H245ZM25 188H26V187H25ZM37 188H38V187H37ZM72 188H73V187H72ZM82 188H83V187H82ZM87 188H88V187H87ZM97 188H98V187H97ZM120 188H121V187H120ZM125 188H126V187H125ZM137 188L135 187V189H137ZM163 188H164V187H163ZM166 188H167V187H166ZM169 188H170V187H169ZM205 188H206V187H205ZM259 188H260V187H259ZM7 189H8V188H7ZM20 189H21V188H20ZM23 189H24V188H23ZM49 189H50V188H49ZM88 189H91V188L89 187ZM88 189H87V190H88ZM99 189H101V188H99ZM99 189H98V190H99ZM108 189H109V188H108ZM115 189H116V187H115ZM128 189H129V188H128ZM138 189H139V188H138ZM138 189H137V190H138ZM141 189H143V188H141ZM147 189H148V188H147ZM147 189H146V190H147ZM149 189H150V188H149ZM156 189H157V188H156ZM160 189H161V186H160ZM160 189H159V190H160ZM172 189H173V188H172ZM185 189H186V188H185ZM188 189H189V188H188ZM188 189H187V190H188ZM193 189H194V188H193ZM195 189H196V188H195ZM207 189H208V188H207ZM216 189H217V187H216ZM224 189H225V188H224ZM249 189L251 190V188H249ZM255 189H256V188H255ZM262 189H263V188H262ZM2 190H4V188H2ZM74 190H76V189H74ZM112 190H113V189H112ZM116 190H117V189H116ZM120 190H121V189H120ZM129 190H131V189H129ZM146 190H144V191L147 192ZM179 190L181 191V189H179ZM182 190H184V189H182ZM204 190H205V189H204ZM221 190L224 191L223 188H222ZM22 191H24V190H22ZM70 191H72V190H70ZM127 191H128V190H127ZM127 191H126V192H127ZM134 191H135V190H134ZM140 191H141V190H140ZM151 191H152V190H151ZM188 191H189V190H188ZM196 191H199V193H200V189H199V190H196ZM201 191H203V190H201ZM206 191H208V190H206ZM210 191H211V190H210ZM227 191H228V190H227ZM259 191H260V190H259ZM24 192H26V191H24ZM52 192H53V191H52ZM81 192H82V191H81ZM83 192H86V191H83ZM83 192H82V193H83ZM88 192H89V191H88ZM109 192H111L110 189H109ZM114 192H115V191H114ZM130 192H131V191H129V193H130ZM156 192H157V191H156ZM159 192H160V191H159ZM165 192H166V191H165ZM171 192H173V190H172ZM191 192H192V191H191ZM203 192H204V191H203ZM250 192H251V191H250ZM254 192H255V191H254ZM0 193H2V192H0ZM43 193H45V192H43ZM71 193H72V192H71ZM73 193H74V192H73ZM82 193H81V194H82ZM86 193H87V192H86ZM111 193H112V192H111ZM117 193H119V192H117ZM123 193H124V192H123ZM132 193H134V192L132 191ZM147 193H148V192H147ZM179 193H180V192H179ZM196 193H197V192H196ZM204 193H205V192H204ZM214 193H215V188H214L213 194L211 193V195L214 196ZM261 193H262V192H261ZM33 194H34V193H33ZM87 194H88V193H87ZM105 194H106V193H105ZM112 194H113V193H112ZM135 194H136V193H135ZM140 194H141V192H140ZM144 194H145V193H144ZM152 194H153V193H152ZM209 194H210V193H209ZM223 194H224V192H223ZM223 194H222V195H223ZM19 195H20V194H19ZM46 195H47V194H46ZM70 195H71V194H70ZM97 195H98V194H97ZM106 195H107V194H106ZM106 195H105V196H106ZM108 195H109V194H108ZM124 195H125V193H124ZM128 195H129V194H128ZM133 195H134V194H133ZM188 195H190V194H188ZM197 195H198V193H197ZM200 195H201V193H200ZM202 195H203V194H202ZM207 195H208V193H207ZM215 195H216V194H215ZM22 196H23V195H22ZM48 196H49V195H48ZM84 196H85V195H84ZM130 196H131V195H130ZM143 196H144V195H143ZM143 196L141 197V200H142ZM174 196H175V194H174ZM191 196H192V195H191ZM213 196H212V198H213ZM9 197H10V196H9ZM9 197H8V198H9ZM54 197H55V196H54ZM72 197H74V194H73ZM80 197H81V196H80ZM108 197H109V196H108ZM111 197H112V196H111ZM148 197L151 199V195L148 196ZM152 197H153V195H152ZM156 197H158V196H157V193H156ZM196 197H197V196H196ZM207 197H209V196H207ZM0 198H1V197H0ZM37 198H39V197H37ZM59 198H60V197H59ZM86 198H87V197H86ZM89 198H90V197H89ZM116 198H117V197H116ZM127 198H128V201H129V197H128V196H127ZM127 198H126V199H127ZM137 198H140V197H137ZM154 198H155V197H154ZM154 198H153V199H154ZM158 198H159V197H158ZM173 198H174V197H173ZM182 198H183V197H182ZM186 198H190V196H189V197H186ZM202 198H203V197H202ZM219 198H220V197H219ZM237 198H238V197H237ZM53 199H54V198H53ZM55 199H56V197H55ZM72 199H73V198H72ZM74 199H75V198H74ZM121 199H122V198H121ZM121 199H120V200H121ZM130 199H131V198H130ZM150 199H148V200H150ZM153 199H152V200H153ZM156 199H157V198H156ZM156 199H155V200H156ZM163 199H164V198H163ZM192 199H193V198H192ZM192 199H191V200H192ZM197 199H198V198H197ZM207 199H208V198H207ZM213 199H214V198H213ZM215 199H216V198H215ZM215 199H214V200H215ZM6 200H7V198H6ZM13 200H14V198H13ZM19 200H20V199H19ZM25 200H26V199H25ZM30 200H31V199H30ZM33 200H34V199H33ZM41 200H42V199H41ZM65 200H66V199H65ZM90 200H91V199H90ZM92 200H94V199H92ZM110 200H111V198H110ZM110 200H109V201H110ZM113 200H114V199H113ZM122 200H123V199H122ZM134 200H135V199H134ZM155 200H154V201H155ZM159 200H160V198H159ZM169 200H170V199H169ZM177 200H178V199H177ZM195 200H196V199H195ZM202 200H203V199H202ZM35 201H37V200H35ZM62 201H63V200H62ZM102 201H103V200H102ZM102 201H101V203H102ZM109 201H108V202H109ZM117 201H118V200H117ZM124 201H125V200H124ZM142 201H143V200H142ZM144 201H146V200L144 199ZM178 201L181 202V200H178ZM217 201H218V200H217ZM237 201H238V200H237ZM237 201H235V203H236ZM239 201H240V200H239ZM254 201H255V200H254ZM74 202H76V201H74ZM93 202H94V201H92V203H93ZM113 202H114V201H113ZM134 202H135V201H134ZM138 202H139V199H138ZM155 202H156V201H155ZM155 202H154V203H155ZM162 202H164V201H162ZM162 202H161V203H162ZM170 202H171V201H170ZM173 202H174V201H173ZM186 202L188 203V201H186ZM206 202H207V201H206ZM210 202H211V201H210ZM231 202H233V200H231ZM250 202H252V201H250ZM255 202H256V201H255ZM52 203H53V202H52ZM55 203H56V202H55ZM60 203H61V202H60ZM65 203H66V202H65ZM109 203H110V202H109ZM144 203H145V202H144ZM148 203L150 204V202H148ZM166 203H167V202H166ZM184 203H185V202H184ZM193 203H194V202H193ZM211 203H212V202H211ZM213 203H214V202H213ZM215 203H216V202H215ZM224 203H225V201H224ZM237 203H238V202H237ZM241 203H242V202H241ZM253 203H254V202H253ZM42 204H43V203H42ZM44 204H45V203H44ZM83 204H84V203H83ZM89 204H90V203H89ZM110 204H111V203H110ZM114 204H115V203H114ZM127 204H128V203H127ZM129 204H130V203H129ZM136 204H137V203H136ZM157 204H160V202L158 203V201H157ZM204 204H205V203H204ZM217 204H218V203H217ZM217 204H216V205H217ZM221 204H222V203H221ZM245 204H246V203H245ZM9 205H10V203H9ZM84 205H85V204H84ZM131 205H133V204L131 203ZM146 205H147V204H146ZM150 205H151V204H150ZM150 205H149V207H150ZM160 205H161V204H160ZM185 205H186V204H185ZM190 205H191V204H190ZM199 205H200V204H199ZM209 205H210V204H209ZM214 205H215V204H214ZM228 205H230V204H228ZM255 205H256V204H255ZM43 206H44V205H43ZM59 206H60V205H59ZM90 206H91V205H90ZM92 206H93V205H92ZM92 206H91V207H92ZM96 206H97V205H96ZM106 206H107V205H106ZM106 206H105V207H106ZM120 206H121V205H120ZM147 206H148V205H147ZM154 206H155V205H154ZM196 206H197V205H196ZM196 206H194V207H196ZM202 206L205 207V205H202ZM212 206H213V205H212ZM225 206H226V204H225L223 207H225ZM230 206H231V205H230ZM237 206H238V205H237ZM257 206H258V205H257ZM6 207H7V206H6ZM11 207H12V206H11ZM48 207H49V206H48ZM77 207H78V206H77ZM98 207H99V206H98ZM112 207H113V206H112ZM114 207H115V205H114ZM114 207H113V208H114ZM128 207H130V205H129ZM133 207H134V206H133ZM140 207H141V206H140ZM152 207H153V206H152ZM161 207H162V206H161ZM164 207H165V205H164ZM168 207H170V206H168ZM168 207H167V208H168ZM176 207H177V205H176ZM187 207H188V206H187ZM189 207H190V206H189ZM189 207H188V208H189ZM192 207H193V206H192ZM194 207H193V208H194ZM197 207H199V206H197ZM204 207H203V208H204ZM214 207H215V206H214ZM217 207H218V205H217ZM233 207H235V206H233ZM239 207H240V205H239ZM248 207H251V208H252V206H249V205H248ZM255 207H256V206H255ZM82 208H83V207H82ZM94 208H95V207H94ZM109 208H110V207H109ZM123 208H124V207H123ZM138 208H139V207H138ZM138 208H137V209H138ZM165 208H166V207H165ZM179 208H180V207H179ZM181 208H182V207H181ZM200 208H201V207H200ZM208 208H210V207H208ZM220 208H221V206H220ZM225 208H227V206H226ZM229 208H230V207H229ZM229 208H228V209H229ZM235 208H236V207H235ZM244 208H245V207H244ZM244 208H243V209H244ZM256 208H257V207H256ZM37 209H38V208H37ZM37 209H36V210H37ZM47 209H48V208H47ZM53 209H54V208H53ZM58 209H59V208H58ZM74 209H75V208H74ZM80 209H81V208H80ZM100 209H101V208H100ZM111 209H112V208H111ZM128 209H129V208H128ZM133 209H134V208H133ZM137 209H135V210H137ZM142 209H143V208H141V210H142ZM146 209H147V207H146ZM160 209H161V208H160ZM206 209H207V208H206ZM231 209H232V208H231ZM233 209H234V208H233ZM239 209H240V208H239ZM245 209H246V208H245ZM253 209H255V208H253ZM3 210H5V209H3ZM67 210H68V209H67ZM86 210H87V209H86ZM101 210H102V209H101ZM114 210H115V209H114ZM135 210H134V211H135ZM149 210H150V209H149ZM152 210H153V209H152ZM171 210H172V207H171ZM179 210H180V209H179ZM179 210H178V211H179ZM184 210H185V209H184ZM191 210H192V208H191ZM191 210H190V211H191ZM198 210H199V209H198ZM207 210H208V209H207ZM212 210H213V209H212ZM218 210H219V209H218ZM218 210H217V212H218ZM224 210H227V209H224ZM237 210H238V209H237ZM247 210H248V209H246V211H247ZM249 210H250V209H249ZM17 211H18V210H17ZM51 211H52V210H51ZM60 211H61V208H60ZM64 211H65V209H64ZM71 211H72V209H71ZM119 211H120V210H119ZM123 211H124V210H123ZM125 211H126V210H125ZM150 211H151V210H150ZM154 211H155V210H154ZM163 211H164V210H163ZM165 211H166V210H165ZM175 211L177 212V208H176ZM200 211H201V209H200ZM208 211H209V210H208ZM228 211H229V210H228ZM230 211H234V210H230ZM241 211H244V210H241ZM246 211H245V212H246ZM255 211H256V210H255ZM259 211H260V210H259ZM4 212H5V211H4ZM15 212H16V211H15ZM75 212H76V211H75ZM87 212H88V211H87ZM95 212H96V211H95ZM106 212H107V211H106ZM110 212H111V211H110ZM126 212H127V211H126ZM128 212H129V211H128ZM151 212H152V211H151ZM167 212H168V211H167ZM170 212H171V211H170ZM176 212H175V213H176ZM180 212H181V211H180ZM180 212H179V213H180ZM183 212H184V211H183ZM196 212H197V211H196ZM204 212H205V211H204ZM217 212H216V213H217ZM222 212H223V211H222ZM224 212H225V211H224ZM256 212H258V211H256ZM1 213H2V212H1ZM50 213H51V212H50ZM55 213H57V212H55ZM55 213H53L52 217L54 216ZM61 213H63V212H61ZM64 213H65V212H64ZM72 213H73V212H72ZM92 213H93V212H92ZM96 213H97V212H96ZM99 213H100V212H99ZM102 213H103V212H102ZM102 213H101V214H102ZM112 213H113V212H112ZM116 213H117V212H116ZM121 213H122V212H121ZM137 213H138V212H137ZM142 213H145V212L142 211ZM149 213H150V212H149ZM149 213H148V214H149ZM156 213H157V212H155V214H156ZM158 213H159V212H158ZM163 213H165V212H163ZM172 213H173V212H172ZM175 213H173V214L175 215ZM188 213H189V212H188ZM191 213H192V212H191ZM198 213H199V211H198ZM202 213H203V212H201L200 214L202 215ZM205 213H206V212H205ZM209 213H210V212H209ZM211 213H212V212H211ZM214 213H215V211H214ZM214 213H213V214H214ZM218 213H219V212H218ZM218 213H217V214H218ZM235 213H236V212H235ZM235 213H234V214H235ZM252 213H253V210H252ZM260 213H261V212H260ZM3 214H4V213H3ZM51 214H52V213H51ZM59 214H60V213H59ZM80 214H81V213H80ZM128 214H129V213H128ZM130 214H132V213H130ZM134 214H135V213H134ZM140 214H141V213H140ZM159 214H160V213H159ZM176 214H177V213H176ZM184 214H185V213H184ZM184 214H183V216H184ZM196 214H197V213H196ZM217 214H216V215H217ZM231 214H232V213H231ZM236 214H237V213H236ZM258 214H259V213H258ZM258 214H257V215H258ZM4 215H5V214H4ZM66 215H67V214H66ZM73 215H74V214H73ZM83 215H84V214H83ZM89 215H90V214H89ZM98 215H99V214H98ZM120 215H121V214H120ZM124 215H125V214H124ZM124 215H123V216H124ZM142 215H143V214H142ZM142 215H141V216H142ZM153 215H154V214H153ZM157 215H158V214H157ZM164 215H165V214H164ZM169 215H171V213H170ZM169 215H168V216H169ZM189 215H190V214H189ZM197 215H199V214H197ZM219 215H220V214H219ZM219 215H218V216H219ZM238 215H239V214H238ZM241 215H242V214H241ZM251 215H252V214H251ZM255 215H256V214H255ZM261 215H262V213H261ZM67 216H69V215H67ZM86 216H87V215H86ZM93 216H94V214H93ZM108 216H109V215H108ZM110 216H111V215H110ZM126 216H127V215H126ZM126 216H125V218H126ZM136 216H137V215H136ZM172 216H173V215H172ZM172 216H171V218H172ZM177 216L179 217V214H177ZM183 216H182V217H183ZM186 216H188V215L186 214ZM192 216H193V214H192ZM213 216H215V215H213ZM213 216H212V217H213ZM221 216H223V215H221ZM224 216H225V214H224ZM232 216H233V215H232ZM232 216H231V218H232ZM234 216H235V215H234ZM253 216H254V215H253ZM11 217H12V216H11ZM62 217H63V215H62ZM83 217H84V216H83ZM83 217H82V218H83ZM87 217H88V216H87ZM104 217H105V216H104ZM119 217H121V216H119ZM133 217H135V216L133 215ZM156 217H157V216H156ZM162 217H163V216H162ZM180 217H181V216H180ZM195 217H196V216H195ZM195 217H194V218H195ZM219 217H220V216H219ZM226 217H227V215H226ZM250 217H251V216H250ZM256 217H257V216H256ZM262 217H263V215H262ZM37 218H38V216H37ZM68 218H69V217H68ZM74 218H75V217H74ZM78 218H79V217H78ZM106 218H107V217H106ZM112 218H113V217H112ZM115 218H116V217H115ZM117 218H118V217H117ZM121 218H122V217H121ZM123 218H124V217H123ZM138 218H139V217H138ZM152 218H155V217H152ZM158 218H160V216H159ZM169 218H170V217H169ZM171 218H170V219H171ZM173 218H174V217H173ZM188 218H190V217H188ZM202 218H203V217H202ZM224 218H225V217H224ZM243 218H244V217H243ZM252 218H253V217H252ZM18 219H19V218H18ZM59 219H60V218H59ZM93 219H94V218H93ZM96 219H98V218H96ZM118 219H119V218H118ZM143 219H144V218H143ZM147 219L149 220V217H147ZM183 219H184V218H183ZM204 219H205V217H204ZM208 219H210V218H208ZM222 219H223V218H222ZM226 219H227V218H225V220H226ZM228 219H229V218H228ZM241 219H242V218H240V220H241ZM244 219H245V218H244ZM246 219H247V218H246ZM263 219H264V218H263ZM7 220H8V219H7ZM49 220H51V219H49ZM65 220H67V219H65ZM71 220H72V219H71ZM73 220H76V219H73ZM73 220H72V221H73ZM77 220H78V219H77ZM81 220H82V222H83V219H81ZM90 220H91V219H90ZM94 220H95V219H94ZM98 220H99V219H98ZM102 220H103V219H102ZM121 220H122V219H121ZM132 220H133V218H132ZM134 220H135V219H134ZM145 220H146V219H145ZM148 220H147V222H148ZM162 220H163V219H162ZM175 220H177V219H175ZM179 220H180V219H179ZM187 220H188V219H187ZM192 220H194V219H192ZM213 220H214V218H213ZM254 220H255V219H254ZM261 220H262V219H261ZM11 221H12V220H11ZM15 221H16V220H15ZM15 221H14V222H15ZM19 221H20V220H19ZM23 221H24V220H23ZM57 221H58V220H57ZM79 221H80V220H79ZM136 221H137V220H136ZM156 221H157V219H156ZM182 221H183V220H182ZM195 221H196V220H195ZM201 221H202V220H201ZM218 221H219V220H218ZM221 221H222V220H221ZM223 221H224V220H223ZM234 221H235V220H234ZM247 221H248V220H247ZM16 222H17V221H16ZM20 222H21V221H20ZM49 222H50V221H49ZM58 222H59V221H58ZM76 222H77V221H76ZM91 222H92V221H91ZM91 222H90V223H91ZM93 222H94V221H93ZM110 222H111V221H110ZM119 222H120V221H119ZM130 222H131V219H130ZM144 222H145V221H144ZM163 222H164V221H163ZM166 222H168V221H166ZM178 222L180 223V221H177V222H175V223L177 224ZM196 222H197V221H196ZM196 222H194V223H196ZM229 222H231V221H229ZM254 222H255V221H254ZM259 222H260V221H259ZM51 223H52V222H51ZM65 223H66V221H65ZM83 223H84V222H83ZM96 223H98V222H96ZM99 223H100V222H99ZM101 223H102V221H101ZM116 223H117V222H116ZM145 223H146V222H145ZM148 223H149V222H148ZM148 223H147V224H148ZM153 223H154V222H153ZM170 223H171V222H170ZM179 223H178V225H179ZM202 223H203V222H202ZM205 223H206V222H205ZM240 223H242V221H241ZM243 223H245V222H243ZM248 223H249V222H248ZM248 223H247V225H248ZM262 223H263V222H262ZM262 223H261V224H262ZM1 224H2V223H1ZM3 224H4V223H3ZM8 224H9V223H8ZM15 224H16V223H15ZM48 224H49V223H48ZM69 224H70V223H69ZM84 224H85V223H84ZM86 224H88V223H86ZM94 224H95V223H94ZM124 224H125V223H124ZM147 224H146V225H147ZM155 224H156V222H155ZM208 224H209V223H208ZM226 224H228V223H226ZM234 224H235V223H234ZM250 224H251V223H250ZM250 224H249V225H250ZM254 224H255V223H254ZM257 224H258V223H256L255 225H257ZM261 224H260V225H261ZM5 225H6V224H5ZM9 225H10V224H9ZM9 225H8V226H9ZM79 225H80V224H79ZM127 225H128V224H127ZM149 225H150V224H149ZM164 225H165V224H164ZM172 225H173V224H172ZM183 225H184V224H183ZM186 225L188 226V224H186ZM213 225H214V224H213ZM224 225H225V224H224ZM237 225H238V224H237ZM244 225H245V224H244ZM244 225H243V226H244ZM255 225H254V227H255ZM17 226H18V225H17ZM44 226H45V225H44ZM55 226H56V225H55ZM86 226L88 227V225H86ZM98 226H99V225H98ZM131 226H132V224H131ZM173 226H174V225H173ZM189 226H190V225H189ZM189 226H188V227H189ZM193 226H194V225H193ZM198 226H200V225H198ZM234 226H235V225H234ZM234 226H233V227H234ZM258 226H259V225H257V228H258ZM12 227H13V226H12ZM32 227H33V226H32ZM34 227H35V226H34ZM38 227H39V226H38ZM38 227H37V228H38ZM56 227H57V226H56ZM71 227L73 228V225H72ZM81 227H83V226H81ZM101 227H104V226L102 225ZM109 227H110V226H109ZM121 227H123V226L121 225ZM136 227H137V226H136ZM140 227H141V226H140ZM148 227H149V226H148ZM151 227H152V226H151ZM155 227H156V226H155ZM176 227H177V226H176ZM176 227L174 226V228H176ZM188 227H187V228H188ZM224 227H225V226H224ZM226 227H227V226H226ZM230 227H231V226H230ZM237 227H238V226H237ZM251 227H252V224H251ZM8 228H9V227H8ZM26 228H27V227H26ZM84 228H85V227H84ZM113 228H114V226H113ZM115 228H116V227H115ZM123 228H124V227H123ZM125 228H126V226H125ZM166 228H167V227H166ZM181 228H182V227H181ZM192 228H193V227H192ZM194 228H195V226H194ZM201 228H202V227H201ZM231 228H232V227H231ZM246 228H247V227H246ZM248 228H249V227H248ZM257 228H256V229H257ZM90 229H91V228H90ZM90 229H89V230H90ZM103 229H104V228H103ZM116 229H117V228H116ZM118 229H119V228H118ZM120 229H121V228H120ZM138 229H141V228H138ZM145 229H146V227H145ZM199 229H200V228H199ZM224 229H226V228H224ZM251 229H252V228H251ZM254 229H255V228H254ZM9 230H10V229H9ZM23 230H24V229H23ZM33 230H34V229H33ZM57 230H58V229H57ZM79 230H80V229H79ZM92 230H93V229H92ZM143 230H144V229H143ZM188 230H189V228H188ZM197 230H198V229H197ZM213 230H214V229H213ZM231 230H232V229H231ZM231 230H229V231H231ZM238 230H239V229H238ZM248 230H249V229H248ZM252 230H253V229H252ZM252 230H251V231H252ZM260 230H261V229H260ZM30 231H31V229H30ZM35 231H36V230H35ZM103 231H104V230H103ZM111 231H112V230H111ZM119 231H120V230H119ZM123 231H124V230H123ZM126 231H127V230H126ZM140 231H141V230H140ZM140 231H139V232H140ZM147 231H148V230H146V232H147ZM150 231L152 232V230H150ZM155 231H156V230H155ZM199 231H200V230H199ZM14 232H15V231H14ZM19 232H20V230H19ZM19 232H18V235L16 236L17 238H18V236H19ZM23 232H24V231H23ZM32 232H34V231H32ZM52 232H53V231H52ZM101 232H102V231H101ZM114 232H115V230H114ZM133 232H134V231H133ZM136 232H137V231H136ZM170 232H172V231H170ZM212 232H213V231H212ZM225 232H227V231H225ZM249 232H250V231H249ZM254 232H255V231H254ZM256 232H258V231H256ZM20 233H21V232H20ZM29 233H30V232H29ZM29 233H27V234H29ZM116 233H117V232H116ZM143 233H144V232H143ZM153 233H154V232H153ZM184 233H185V232H184ZM201 233H202V232H201ZM236 233H238V232H236ZM244 233H245V232H244ZM247 233H248V232H247ZM258 233H259V232H258ZM258 233H257V234H258ZM262 233H263V232H262ZM16 234H17V233H16ZM16 234H15V235H16ZM22 234H23V233H22ZM22 234H21V236H22ZM49 234H50V232H49ZM58 234H59V233H58ZM87 234H88V233H87ZM92 234H93V233H92ZM159 234H161V233H159ZM176 234H177V233H176ZM213 234H214V233H213ZM24 235H25V233H24ZM29 235H30V234H29ZM40 235H41V234H40ZM113 235H114V234H113ZM117 235H118V234H117ZM150 235H152V233H151ZM174 235H175V234H174ZM224 235H225V234H224ZM227 235H228V234H227ZM251 235H252V233H251ZM258 235H259V234H258ZM258 235H257V236H258ZM103 236H104V235H103ZM105 236H106V234H105ZM118 236H119V235H118ZM134 236H135V235H134ZM144 236H145V235H144ZM146 236H147V235H146ZM146 236H145V237H146ZM158 236H159V235H158ZM160 236H161V235H160ZM171 236H173V235H171ZM183 236H184V235H183ZM228 236H229V235H228ZM231 236H232V235H231ZM235 236H236V234H235ZM235 236H234V237H235ZM238 236H241V235H238ZM244 236H245V235H244ZM244 236H242V237H244ZM260 236H261V235H260ZM12 237H13V236H12ZM24 237H25V236H24ZM63 237H64V236H63ZM93 237H94V236H93ZM125 237H126V236H125ZM127 237H128V236H127ZM148 237H149V236H148ZM153 237H154V236H153ZM153 237H152V238H153ZM155 237H156V236H155ZM166 237H168V236H166ZM166 237H165V239H166ZM208 237H209V236H208ZM208 237H207V238H208ZM211 237H212V236H211ZM242 237H239V238H242ZM248 237H249V235H248ZM26 238H27V237H26ZM51 238H52V237H51ZM84 238H85V237H84ZM137 238H138V237H137ZM156 238H157V237H156ZM231 238H232V237H231ZM236 238H237V237H236ZM255 238H256V237H254L253 239H255ZM263 238H264V237H263ZM23 239H24V240H27L28 238H27V239L23 238ZM52 239H53V238H52ZM74 239H75V238H74ZM117 239H119V238H117ZM158 239H159V238H158ZM160 239H161V238H160ZM165 239H164V240H165ZM179 239H180V238H179ZM244 239H245V238H244ZM249 239H250V238H249ZM261 239H262V238H261ZM18 240H19V239H18ZM33 240H34V239H33ZM36 240H37V239H36ZM68 240H70V239H68ZM78 240H79V239H78ZM78 240H77V241H78ZM132 240H133V239H132ZM154 240H155V239H154ZM182 240H183V238H182ZM188 240H189V239H188ZM233 240H238V239H233ZM240 240H241V239H240ZM22 241H23V240H22ZM79 241H80V240H79ZM110 241H111V240H110ZM114 241H115V240H114ZM172 241H173V240H172ZM245 241H246V240H245ZM47 242H48V241H47ZM64 242H65V241H64ZM112 242H113V241H112ZM128 242H129V241H128ZM141 242H142V241H141ZM144 242H145V241H144ZM144 242H142V243H144ZM165 242H166V240H165ZM190 242H191V241H190ZM227 242H228V241H227ZM26 243H27V242H26ZM84 243H85V241H84ZM157 243H158V242H157ZM169 243H170V242H169ZM182 243H183V242H182ZM191 243H192V242H191ZM211 243H212V242H211ZM39 244H40V243H39ZM54 244H55V243H54ZM100 244H101V243H100ZM145 244H146V243H145ZM159 244H160V243H159ZM162 244H163V243H162ZM167 244H168V243H167ZM170 244H171V243H170ZM176 244H177V243H176ZM194 244H195V243H194ZM87 245H89V244H87ZM97 245H98V244H97ZM160 245H161V244H160ZM165 245H166V244H165ZM165 245H163V247H164ZM168 245H169V244H168ZM168 245H167V246H168ZM172 245H173V244H172ZM181 245H182V244H181ZM197 245H200L199 247H201V244H200V243L197 244ZM197 245H195V246H197ZM245 245H246V244H245ZM43 246H44V245H43ZM43 246H42V247H43ZM169 246H171V245H169ZM184 246H185V245H184ZM202 246H203V245H202ZM242 246H243V245H242ZM251 246H252V245H251ZM78 247H79V246H78ZM86 247H87V246H86ZM102 247H103V245H102ZM111 247H113V245H112ZM119 247H121V246H119ZM155 247H157V246H155ZM160 247H161V246H160ZM176 247H177V246H176ZM191 247H192V246H191ZM219 247H220V246H219ZM71 248H72V247H71ZM95 248H96V247H95ZM95 248H94V250H95ZM107 248H108V247H107ZM121 248H122V247H121ZM124 248H125V247H124ZM149 248H150V247H149ZM151 248H152V247H151ZM192 248H193V247H192ZM201 248H204V246L201 247ZM222 248H223V245H222ZM225 248H227V247H225ZM233 248H234V247H233ZM246 248H247V246H246ZM21 249H22V248H21ZM40 249H41V248H40ZM75 249H76V248H75ZM79 249H80V248H79ZM83 249H84V248H83ZM101 249H102V248H101ZM141 249H142V247H141ZM143 249H144V248H143ZM145 249H146V248H145ZM152 249H153V248H152ZM152 249H151V250H152ZM159 249H160V248H158V250H159ZM197 249H198V248H197ZM41 250H42V249H41ZM51 250H52V249H51ZM81 250H82V249H81ZM97 250H99V249L97 248L96 251H97ZM138 250H139V248H138ZM160 250H161V249H160ZM162 250H163V249H162ZM171 250H172V249H171ZM182 250H183V249H182ZM184 250H185V249H184ZM195 250H196V248H195ZM206 250L208 251L209 248H208V249H205L204 251H206ZM223 250H224V249H223ZM228 250H230V249H228ZM228 250H227V251H228ZM244 250H245V249H244ZM244 250H242V251H244ZM249 250H250V249H249ZM254 250H255V249H254ZM259 250H260V249H259ZM24 251H25V250H24ZM44 251H45V250H44ZM46 251H47V250H46ZM66 251H67V250H66ZM66 251H65V252H66ZM75 251H76V250H75ZM83 251H84V250H83ZM105 251H106V250H105ZM110 251H111V250H110ZM128 251H129V250H128ZM141 251H142V250H141ZM143 251H144V250H143ZM163 251H164V250H163ZM165 251H166V250H165ZM167 251H168V250H167ZM191 251H192V250H191ZM209 251H210V250H209ZM220 251H221V250H220ZM252 251H253V249H252ZM257 251H258V250H257ZM257 251H256V252H257ZM40 252H41V251H40ZM101 252H102V251H101ZM129 252H130V251H129ZM129 252H128V253H129ZM178 252H179V251H178ZM189 252H190V251H189ZM195 252H196V251H195ZM195 252H194V253H195ZM199 252H200V251H199ZM212 252H213V250H212ZM223 252H224V251H223ZM233 252H234V250H233ZM233 252H231V253H233ZM237 252L239 253V251H237ZM245 252H247V251H245ZM253 252H254V251H253ZM256 252H254V253H256ZM258 252H259V251H258ZM258 252H257V253H258ZM63 253H64V251H63ZM94 253H95V252H94ZM154 253H155V252H154ZM157 253H159V252H157ZM167 253H168V252H167ZM187 253H188V252H187ZM204 253H205V252H204ZM225 253H226V251H225ZM234 253H235V252H234ZM238 253H237V254H238ZM248 253H249V252H248ZM250 253H251V252H250ZM254 253H252V254H254ZM261 253H262V252H261ZM28 254H29V253H28ZM45 254H47V253H44V255H45ZM58 254H59V253H58ZM71 254H72V252H71ZM111 254H112V253H111ZM136 254H137V253H136ZM149 254H151V253H149ZM160 254H161V253H160ZM180 254H181V253H180ZM190 254H191V253H190ZM201 254H202V250H201ZM205 254H206V253H205ZM229 254H230V253H229ZM229 254H228V255H229ZM239 254H241V253H239ZM69 255H70V254H69ZM131 255H132V254H131ZM158 255H159V254H158ZM188 255H189V253H188ZM191 255H192V254H191ZM198 255H199V254H198ZM209 255H210V254H209ZM230 255H231V254H230ZM259 255H260V254H259ZM31 256H32V253H31ZM33 256H34V255H33ZM52 256L54 257V255H52ZM77 256L79 257V255H77ZM139 256H140V255H139ZM139 256H137V257H139ZM182 256H183V255H182ZM231 256H232V255H231ZM237 256H238V255H236V257H237ZM242 256H244V255L242 254ZM248 256H249V255H248ZM254 256H255V254H254ZM38 257H39V256H38ZM60 257H62V256H60ZM69 257H70V256H69ZM103 257H104V256H103ZM110 257H111V255H110ZM204 257H205V256H204ZM227 257H228V256H227ZM232 257H233V256H232ZM234 257H235V256H234ZM239 257H240V256H239ZM245 257H246V254H245ZM262 257H263V255H262ZM7 258H9V257H7ZM65 258H66V257H65ZM107 258H108V257H107ZM139 258H140V257H139ZM153 258H154V257H153ZM195 258H196V257H195ZM197 258H198V257H197ZM208 258H210L209 260H211V257H210V256H208ZM213 258H214V257H213ZM242 258H244V257H242ZM247 258H248V257H247ZM251 258H252V257H251ZM251 258H250V259H251ZM258 258H260V257H258ZM9 259H10V258H9ZM20 259H21V258H20ZM39 259H41V258H39ZM47 259H48V258H47ZM68 259H69V258H68ZM68 259H67V260H68ZM73 259H74V258H73ZM199 259H200V257H199ZM236 259H237V258H235V260H236ZM240 259H241V258H240ZM240 259L238 258L237 260H240ZM244 259H245V258H244ZM3 260H4V259H3ZM67 260H66V261H67ZM118 260H119V259H118ZM125 260H126V259H125ZM149 260H150V259H149ZM173 260H174V259H173ZM179 260H181V259H179ZM206 260H207V259H206ZM215 260H216V259H215ZM237 260H236V261H237ZM242 260H243V259H242ZM253 260H254V259H253ZM256 260H258V259H256ZM24 261H25V260H24ZM39 261H40V260H39ZM41 261H42V260H41ZM92 261H93V260H92ZM96 261H97V260H96ZM104 261H105V260H104ZM115 261H116V260H115ZM123 261H124V260H123ZM134 261H135V260H134ZM143 261H144V260H143ZM143 261H142V262H143ZM160 261H161V260H160ZM168 261H170V260H168ZM188 261H189V260H188ZM203 261H204V260H203ZM207 261H208V260H207ZM221 261H222V260H221ZM225 261H226V259H225ZM227 261H228V260H227ZM236 261H235V262H236ZM249 261H250V260H249ZM10 262H11V261H10ZM37 262H38V261H37ZM46 262H47V261H46ZM52 262H53V260H52ZM64 262H65V261H64ZM64 262H63V263H64ZM76 262H77V261H76ZM107 262H108V261H107ZM116 262H117V261H116ZM137 262H138V261H137ZM152 262H153V261H152ZM156 262H157V261H156ZM172 262H173V261H172ZM183 262H184V261H183ZM195 262H196V260H195ZM204 262H205V261H204ZM230 262H232V261H230ZM230 262H228V264H229ZM241 262H244V261H241ZM27 263H28V262H27ZM47 263H48V262H47ZM128 263H129V262H128ZM135 263H136V262H135ZM145 263H146V262H145ZM153 263H154V262H153ZM166 263H167V262H166ZM168 263H169V262H168ZM217 263H218V262H217ZM220 263H221V262H220ZM220 263H219V264H220ZM223 263H224V262H222V264H223ZM225 263L227 264V262H225ZM24 264H25V263H24ZM56 264H57V262H56ZM58 264H59V263H58ZM98 264H99V263H98ZM112 264H113V263H112ZM125 264H126V263H125ZM142 264H143V263H142ZM158 264H159V262H158ZM186 264H187V262H186ZM195 264H196V263H195ZM197 264H198V263H197ZM245 264H246V263H245Z\"/></svg>", "mask_w": 264, "mask_h": 264}]
</instances>
